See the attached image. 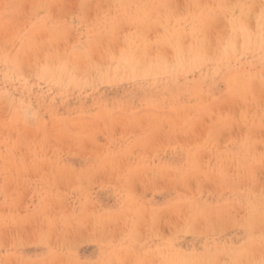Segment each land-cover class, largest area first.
I'll return each mask as SVG.
<instances>
[{"label": "rangeland", "instance_id": "374dc122", "mask_svg": "<svg viewBox=\"0 0 264 264\" xmlns=\"http://www.w3.org/2000/svg\"><path fill=\"white\" fill-rule=\"evenodd\" d=\"M21 1L22 2L19 3L22 5V6L19 5L21 12H19L20 14L16 15V16L14 13L15 8L12 6L13 2L11 0H5L4 2L1 1L4 5L3 7H2V3H0V8H1L0 9V50H1L0 51V59L2 60L0 62V64H1L0 65L1 66L0 67V96H1L0 101H2L3 95H4V101H2V103L7 101L6 105H4L5 103L2 104L0 102L1 103L0 108H4V109L0 110V112H1L0 116H3V118L1 117V119H0V125L1 124L3 125V126L2 125L0 126L1 127L0 128V137H1V134L4 133L0 139V148H1L0 150L3 152L2 153L0 151V156H1L0 157V173H1L0 174V178H1L0 179V182H1L0 183V207L2 206L0 208V218H1L0 223L3 226V227L0 226V230H1L0 231V235H1L0 246H2L4 248L3 250H2V247L0 248L1 249L0 250V264H20V263L21 264H28V263L29 264H117V261H118V264H125L126 262H127L126 264H194V262H195V264H217V263L221 264L222 262H223L222 264H243V261H244V264H250V263L251 264H264V216L260 217V214L261 215L264 214V172L260 168H259V170H257L259 165H260V160L258 159V157H259L258 154H261L260 152H263V151H261L262 147L261 146L259 147V145L257 146L256 152L258 154L252 153L253 150L251 148H247V147L243 146V144L242 145L239 144L241 146V148H240V146L237 143L232 142V141H233V137L236 138V137L240 136V134H242V131L235 130V129L230 130L228 133H225V134H218L215 137V139H213V141L216 140L215 141V144L217 146L216 150H215L216 146L214 143L213 144L209 143L210 145L206 143L204 145L203 144V141H204L203 136L201 138V135H204V133L202 131L205 127H203V126L208 125L212 120L216 119L217 116L224 115L223 113H225V114L229 113V111H227L228 108L225 106H220L221 104L218 105V106H220V110L218 109L219 108L218 106H217L218 108L212 107L213 110H215L216 112L215 111L213 112V110H211V108L208 109L209 111L208 110H206L204 112L197 111V109L200 108V107H198L199 103H202V104H205V106H208V105H210V103H213V102L215 103L217 100H218L217 103L220 102L219 100L221 98L223 99L224 96L227 95V93L229 91L228 85H227V78L229 77L228 76L229 73L224 67H220V66L217 67L214 64H207V65L202 64V65H199V67H196V66H192V64H191L186 70H183V72L173 71V72H170L167 74H159V75L157 74V75H152V76L150 75L148 77H142L140 75H138V76H131V74L130 75H126V74L124 75L122 73V71L120 74L117 75L116 73L113 72V69H112L113 67L110 66L107 70L106 78H103L100 81L97 79L91 80L94 78V73H92L93 76L82 77L83 79L80 82H82L83 84L82 83L80 84V82H77L76 80H73V79H71V82H69L68 76L66 78V76H63L64 74H61L62 77L61 76L58 77V76H54V75H52L50 77H45L42 75H33L30 71L29 72L27 71L25 65L22 66L23 65L22 63L19 64L15 60L16 57L18 56V49H19V45H17L19 43V40L18 39L16 40L17 37L15 38V34H17V33L19 34V37H22V38L25 37V39L27 37H30V39L33 37V39H31V40H32V42L34 41L35 43H32V44H35L36 46L39 45L36 43L37 42L40 43V41H41L39 51H42L43 48H44L43 49L44 51H42L39 54L38 53L35 54L38 57L37 58L38 61H39V59L41 61L40 54H42L43 52H44L43 55L46 54V52L48 54H53V52L58 53V54H60L59 55L60 57H63V59L65 61H67V60H69L68 54H67L68 51L65 53L66 50H64V49L66 48L68 50V46H69V49H73L74 51H76L80 54H85V55H87L88 52H89V54H91V51L92 50L95 51V50H97V48H99L101 51H104L105 47H109L110 49L111 48L115 49V47H116V49H117V47H119V44L123 41V39H125L128 36L135 37V38H139V37L140 38H144V37L147 38V41L149 42V44L150 43L151 44H150V46H148V48L145 49L146 50V58L153 57L152 55H154V53H155V49H153V46H152V45H154L153 44L154 39H156L158 36H163L162 42L165 45L169 46L172 49L171 45L176 42V46H179V48L182 50L184 58L189 60V59H191L193 54L190 53V50H189L190 39L188 38V36L184 35V33H186L185 30H187L189 28L188 25L185 28L184 23H183V21H185V19H183L185 17V15H184L185 12L183 14L181 13V10L185 6L184 0H171V2L169 1L168 5H167L166 0H163L162 4L159 6V8H156L155 10L152 9L153 11L148 10L144 14V17H147V18L154 20L156 22V24H155L156 26L155 25H151L150 27L143 26L142 30L137 29L134 21L137 22L138 19L135 15H132V14H134V12L137 14H141V13L136 12L135 10H136V7L137 8L144 7V5H143L144 0L143 1L142 0H138V1H136V0H121L122 2H120V3H122L123 6H121L120 8L117 7L115 9V10H119V12L118 11L115 12L112 10L115 8V6L112 5L113 4L112 2L114 1V3L115 2L117 3L118 0H113V1L112 0H100L98 3H101V4L105 3V4H103V6L96 3V0H92V2L89 4L90 7L91 6L92 7L91 8L89 7L88 8L89 10L86 8V10L84 12L86 14L85 15L86 18L83 16L84 13L82 14V16L80 14L78 16H75L74 18L70 17L71 11H74V10H72L71 7L73 6L72 4H75V0H66V2H65V0H63V1L57 0V3L58 2L61 3V4H59V6L56 2H54L55 0H51L52 5H50V6H52L51 7L52 10L50 11L51 8L49 6L48 7L49 17H47V18H49L48 19L49 22H48L47 18L45 19V22L48 23L47 24L48 26L45 24V22L42 25V23L39 21L40 19L39 20L35 19V17L32 15V11H31L34 8L33 7L34 5H36L39 8V5L41 4L40 2H42L43 0H41V1L40 0H37V1L36 0H21ZM48 1H50V0H47V2ZM110 1H111V4L109 3ZM133 1H134V4H132ZM140 1H142V2H140ZM135 2H137V3L135 4ZM95 3L98 5H96ZM173 3L175 5V7H174ZM257 3L258 2H256V3L254 2L251 5L253 6L254 4H257ZM49 4H50V2L48 3V5ZM53 4L54 5L56 4V6L54 7ZM92 4H95V5H92ZM65 5L67 6V8H64V14H63V13H61L63 11V9H60V7L63 8ZM99 5L101 8H105L106 11L104 9L103 10L99 9L100 8ZM107 5L108 6L110 5V7L111 8L113 7V8L111 9ZM255 6L256 5H254V7ZM68 7H69L70 11H69ZM96 7H98V8H96ZM107 7L110 8V10ZM53 8H57V10H54ZM95 8H96V12L94 11ZM22 9L25 11V13L28 12V14L26 13L27 15H29V13H30L31 16L29 15L30 17H29L28 21H27L28 16L26 17V15H24V16L22 15L23 17H26L25 18L26 20L22 16H20L22 13H24V11H22ZM92 9H93V11H92ZM29 10H30V12H29ZM98 10L100 12L101 11H105V12L100 13ZM107 10H108V12L110 11V13H108ZM175 10L177 12H175ZM52 11H53V13L56 11V13L53 14ZM94 12L95 13L99 12L100 14L97 13V16H96ZM159 12H160L161 16L163 15L161 19L159 17L160 15H158ZM93 13L95 16L93 15ZM156 13H157V16L155 15ZM225 13L228 14L229 12L226 11ZM225 13L223 14V16L225 15ZM67 14H70V15L68 16ZM74 14H75V12H72V15H74ZM57 15H59V17ZM99 15H101V17H98ZM183 15H184V17H183ZM229 15H230V13L228 15H225L224 18L228 17ZM57 17L60 19L58 20ZM93 17H95L94 19H95L96 25L90 26V23L95 24V22H93L94 19L92 20ZM157 17H159V19ZM61 18H62L63 22L64 21L65 22L67 21V22L62 24V21H61L59 24L58 21H60ZM70 18H71V20H70ZM75 18L77 19L76 21H75ZM135 18H136V20H133ZM165 18L167 20H169L168 21V28L170 29V34H169L170 37H167L166 35L162 34L163 26H161V25L164 24ZM229 18L230 17H228V19ZM21 19L23 21H25V23H26V21L27 22L30 21L28 23V25L31 23L30 26L26 28V24L23 23V21L20 22ZM89 19H91L92 22L89 21ZM146 19H144V23H146ZM225 19H227V18H225ZM50 20H51V23H50ZM102 20H104L108 23H111L112 26L114 27V30L113 31L108 30V32L101 30L102 32L101 31L99 32V29L101 27L98 25V23L101 22ZM158 20H159V23L157 22ZM84 21H85V23H84ZM18 22H20L21 24L23 23L25 27L23 25L21 26L20 24H18ZM42 22H43V20H42ZM160 22H162V23H160ZM49 23H50V25H49ZM52 23H54V25H52ZM15 25L21 26L22 28L21 27L17 28V27H15ZM58 25H60V26H58ZM86 25H87V28H86ZM38 26L41 27L40 30H42V28H43L42 31L45 32L46 36H48V34L50 33V30H54L53 29L54 27H56L57 30L56 31L54 30L53 32L51 31V33H53V34L51 35L50 38L49 37L46 38L44 36V32H43V34L40 33V35L41 34L42 35L39 36V37H41V38H39L38 37V35H39V33H38L39 27ZM51 26L53 28H51ZM63 26L65 27V30H64V28L62 29ZM81 26H83V27H81ZM98 26H99V28H98ZM219 27H221V26L218 25L217 30H219ZM13 28L15 29V31ZM31 28H32V30H31ZM44 28H45V30H44ZM47 28H48V31H46ZM49 28H50V30H49ZM93 28H94V30H92ZM179 28H181V30ZM22 29H24V30H22ZM128 30H130V31H128ZM30 31L36 32V33H33V35H35V36L31 35ZM11 32H12L13 36L11 35ZM128 32H130L131 34ZM54 33H56V34H54ZM96 33H97V35H96ZM126 33H127V35H125ZM81 34L84 37L81 36ZM94 34H95V36H94ZM53 35H55V38L52 37ZM124 35L126 37H124ZM6 37H9V39L12 38V39H14V41L13 40L9 41V39H7ZM94 38H95V41H93ZM36 39H38L39 41L37 40V42H36ZM48 39H50V41ZM51 39L57 44H54V43L47 44L49 42H52ZM54 39H56V40H54ZM7 40L9 41V43L11 42L10 45H9V43H7ZM42 41L43 42L46 41L47 43L44 42V43H46V45L44 43H42ZM92 41H93V43H92ZM16 42H18V43H16ZM72 42H73V44H72ZM42 44H43V47H42ZM136 45L142 46V43L138 41V43ZM56 46H58V48ZM78 46H79V50H78ZM4 47L7 49L5 50ZM37 47H39V46H37ZM49 47H51V48H49ZM62 47H63V50H62ZM120 47H121V45H120ZM93 48H95V49H93ZM48 49H49V51H48ZM93 51H92V53H93ZM97 52L99 53V50H97ZM97 52L95 51L93 53V55L96 53L95 57H93L94 59L97 58V54H98ZM9 54H11L12 57ZM249 56H251V55H249ZM251 61H252V63H251ZM15 62H17V63H15ZM6 63H8V64H6ZM14 63H15V66H14ZM238 64H241V66H243L246 69H258V70L263 69L264 70V66H263L264 63H258L254 60L245 59L243 57V54L240 56V60L237 59V65ZM20 65L22 67H20ZM20 68H22V70L24 72ZM167 69L173 70V67L168 66ZM208 69H209V74H207ZM22 72H23V74H22ZM230 72H232V69ZM140 74H142V73L140 72ZM13 79H14V81H13ZM18 79H19V81H17ZM26 80H28L29 83H27ZM63 80H64V82H63ZM84 80L86 82H84ZM87 82H88V84H87ZM88 85H89V87H88ZM69 86H70V88H69ZM41 87H43V88H41ZM51 91H53V92H51ZM63 93H65V94H63ZM67 93H69V94H67ZM10 94H11V96H10ZM200 95H201V98L204 96L203 97V99L205 98L203 100L204 103H203L202 99L199 97ZM54 97L57 100L54 99ZM206 97H208V98L206 99ZM67 101H68V103H67ZM164 103H166V104H164ZM137 105H138V107H136ZM157 106H158V108H157ZM222 107H224V108H222ZM31 108H32V110H31ZM125 109L126 110L128 109L127 110L128 112ZM222 109H224V111ZM8 110H10V111H8ZM12 111H13V113H12L13 115H11ZM28 111H29V113H28ZM9 112H10V114L6 118V115ZM16 112H19V113L16 114ZM190 112H191V114H189V116H188V113H190ZM2 113H4V114H2ZM178 113H180V116ZM26 114L28 115L27 117H26ZM52 114H53V116H51ZM119 114L123 118L120 117L121 118L120 119L117 116ZM177 114H178V117H177ZM32 115H33V117H32ZM123 115H125V116H123ZM146 115L149 117H146ZM11 116H14V117H11ZM114 116H117V117H114ZM133 116L134 117L138 116V118L141 116V118H140L141 120L140 121L139 120L137 121V119L133 120V119H135ZM156 116H158V117H156ZM214 116H215V118H214ZM10 117L12 119H10ZM17 117H19V119H17ZM142 117H144V118H142ZM151 117L156 118L157 120L156 119H154L155 121L153 119L150 120L149 118H151ZM26 118L28 119L29 122H27ZM113 118L114 119L116 118V120H119V119L120 120H119V122H116V124H114V122L116 120L114 121ZM198 118H199V120H198ZM5 119H7V120H5ZM29 119H31L32 122H30ZM124 119L126 120V122L123 123V121H125ZM146 119H147V121H146ZM180 119H181V122H179ZM186 119H187V121H185ZM193 119H194V121H193ZM4 120L6 122H4ZM83 120H86V121L84 122ZM196 120L199 121L198 124L197 123L193 124L196 122ZM63 121H66V122L64 123ZM76 121H77V123H75ZM176 121H178L181 124V126H179V123L178 122L176 123ZM17 122H19L18 125L20 128L16 125ZM87 122L89 124H87ZM139 122L141 123L142 126H140ZM144 122H146V123L148 122L147 126H146V124H144ZM204 122H206L207 124L206 123L204 124ZM11 123H12V125H11ZM27 123H30V124L28 125ZM32 123H35L34 126L31 125ZM165 123H167V124H165ZM23 124H24V126H23ZM49 124H50V126H49ZM54 124H56V126ZM82 124H84V125H82ZM86 124H87V126L89 125L90 128L86 127ZM93 124H95L96 127H94ZM99 124H100V126H99ZM128 124L131 125V127ZM133 124H135V125L137 124V125L133 126ZM184 124H186L188 128L190 126V129L187 130V132L184 131V129H186L183 127ZM199 124H201V125H199ZM52 125H54L55 128L53 127V129H52ZM74 125L75 126L80 125L81 127L79 126L77 129V127H74ZM113 125H115V126H113ZM121 125H123V126L127 125L128 128H126L127 126L124 128ZM151 125L153 127H151ZM192 125L193 126L195 125V127H193ZM6 126H8V127H6ZM10 126H11V129H10ZM178 126L181 128V129L179 128L180 130L179 129L176 130V128ZM198 126H200V128L202 126L203 129H198L199 128ZM48 127H49V129L51 128L50 132H48V130H49ZM56 127H57V130H56ZM97 127L100 131L95 132V131H97ZM99 127H101V128H99ZM121 127L124 128V130ZM143 127H144V129H142ZM168 127H169V131L173 127L172 131L170 132V133H172V136L169 133V131L166 132ZM2 128H4V129H2ZM6 128H8V129H6ZM18 128L20 130H18ZM74 128H76V129H74ZM92 128H93V130H92ZM95 128H96V130H95ZM131 128H132V131H130ZM101 129H102V131H101ZM111 129H113V130L111 131ZM119 129L122 130L124 133H122V131H120ZM76 130L78 132H76ZM174 130H175V132H174ZM192 130L194 133H192ZM199 130L203 134H201V133L199 134V132H200ZM20 131L23 133L22 136H21ZM57 131L60 134V136L62 137V140H61V138H58L60 136L56 137L57 139L54 137L55 133H56V136L58 135ZM59 131L63 132V133H60ZM24 132H26L27 138L25 137ZM33 132H34V134H33ZM37 132H39V133L35 134ZM99 132H102V134ZM117 132L119 135L117 134ZM195 132H197V133H195ZM5 133H7V134H5ZM48 133H51V136ZM64 133H65V135H64ZM95 133L97 135H95ZM154 133H155V135H154ZM176 133H178L180 138H182L181 140H179L180 138H178L179 136L176 135ZM9 134H12V135H9ZM62 134L66 137L62 136ZM163 134H165V135H163ZM168 134H169V136H168ZM187 134H189L188 135L189 138H187L188 137ZM7 135H9V136H7ZM36 135L38 137L34 138V136L36 137ZM71 135H72V138L70 137ZM122 135H123V137H122ZM6 136L8 138L10 137L9 138L10 140ZM11 136H13L14 138ZM28 136H29V138H28ZM67 136H68V138H67ZM103 136H104L105 140H104ZM163 136H165V137H163ZM48 137H51V138L48 139ZM53 137H54V140L56 139L55 141H58L60 143V145L58 142L54 143L55 141L52 140ZM69 137L71 140L69 139ZM74 137L75 138L78 137V139H79V140L77 139L76 143H74V141L76 140ZM31 138L33 140H31V142H30ZM65 138H67V139H65ZM81 138L82 139L84 138V140H82ZM107 138H108V140H107ZM151 138L153 139L152 141H151ZM186 138H187V140H191V141L189 142V141L185 140ZM25 139H27V141L29 140L28 141L29 144L26 143L27 141ZM64 139L67 142H65ZM195 139H196V141H195ZM37 140H39V141L37 142ZM68 140H70V141H68ZM85 140H86V145L84 144ZM90 140H91V142H89ZM93 140L94 141L97 140L98 142L95 141L93 144ZM197 140H199V141L197 142ZM4 141H5V143H4ZM45 141L47 144L44 143ZM50 141L51 142L54 141L53 142L54 144L51 143ZM61 141L64 142V144L66 143L68 146L66 144L63 145V143H61ZM168 141H171V142H168ZM173 141H175V144ZM179 141H180V143H179ZM182 141H183V143H181ZM192 141H195V142H192ZM201 141H202V143H201ZM77 142L80 145H82V147H80V145ZM3 143H4V147L2 146ZM163 143H164V145H163ZM188 143H191V145L190 144L188 145ZM197 143H199V144H197ZM43 144H45V145H43ZM61 144L63 145V147ZM131 144H132V146H131ZM202 144L204 147H202ZM218 144L220 147H222V146L223 147L219 148ZM7 145H8V147H5ZM22 145L26 147V148L24 147L25 151H24V148ZM28 145L29 146L31 145L30 149H29ZM54 145H57L58 147H55ZM78 145H79V147H78ZM89 145H91V146L89 147ZM101 145L103 146L104 151H103ZM137 145H139V146H137ZM145 145L148 146L149 149H148V147H145ZM180 145L183 148H180L181 147ZM200 145L202 147V149L200 148L201 151L204 148V150L202 151L203 153L198 152ZM235 145H238V146H235ZM46 146H48V147L46 148ZM95 146H97V147L95 148ZM99 146L101 149L98 148ZM124 146H125V149H124ZM134 147H137V148H135V152L137 151V153H134V150H133ZM144 147L146 149H144ZM210 147L213 148L214 150L211 149ZM231 147H232L233 151H232ZM238 147H239V149H238ZM73 148H74V150H73ZM155 148L158 149V152H156ZM234 148L236 150H234ZM92 149H94L93 150L94 152L92 151ZM126 149H127V151H125ZM128 149L130 151H128ZM167 149H168V151H167ZM186 149H187V151H186ZM188 149H190L191 151ZM19 150H21L22 152ZM101 150H102V152H101ZM159 150L162 151V152H160L161 154H159ZM15 151H16V154H18V155L15 154ZM144 151L145 152L148 151L147 152L148 154L145 153ZM205 151H207V152L205 153ZM213 151H214V153H213ZM18 152L19 153L21 152L20 155ZM28 152H29V154H30V152H32V153L29 155ZM95 152H97L96 155H95ZM197 152L200 154H197ZM13 153L15 154V156ZM35 153L36 154L38 153L37 155H39V156L37 157ZM91 153H93L91 156L88 155ZM128 153L131 155L133 154V155L130 156ZM156 153H158L159 156H157L158 154H156ZM22 154L26 158L23 157ZM81 154H83V156ZM98 154L100 157H96ZM113 154L115 155L116 159H117L118 155L123 156V157L121 156L122 158L119 157V159L117 160V164L115 163L116 159L114 158ZM136 154H137V156H136ZM142 154H143V157H142ZM213 154L218 155L217 158L215 157L216 155L214 156ZM154 155H155V157H154ZM210 155H212L213 157ZM220 155H223V156H220ZM228 155H229V158H226V156H228ZM2 156L4 158L6 156L7 157L4 159V158H2ZM17 156H19V157H17ZM49 156H52V157L54 156L55 158H52V157L49 158ZM125 156L128 157V159L126 158L127 160L123 159ZM187 156H189L188 160H187ZM209 156H210V160H209ZM27 157H28V159H27ZM111 157L113 159H115L114 163L110 162V161H113ZM131 157H133V159ZM232 157L238 158L239 160L238 159L234 160V159H232ZM110 158H111V160H110ZM25 159H27V160H25ZM105 159H107V161ZM120 159H122V160H120ZM134 159H136V160H134ZM226 159H231V161L228 162V161H226ZM256 159H258L259 163ZM132 160L134 161V163ZM198 160H199V162H198ZM233 160L235 163L233 162ZM53 161L60 164V166L58 164H55ZM102 161L106 162V163L102 164L101 163ZM118 161H120V162H118ZM223 161H225V162H223ZM238 161L241 162L242 166H240L237 163ZM263 161H264V159H263ZM4 162H6V163L10 162V163L9 164L7 163V165H8L7 166L4 164ZM14 162H17V163L15 164ZM41 162H44V163H41ZM45 162H47V163H45ZM216 162H218V163H216ZM221 162L224 164L222 165ZM226 162L229 164H227ZM194 163H196V164H194ZM202 163H204L205 165ZM230 163L232 165H230ZM25 164H27V168H26ZM100 164L103 166L101 167ZM104 164L105 165L107 164L106 165L107 168H106V166H104ZM148 164H149L150 168H149ZM207 164H209L210 167ZM237 164H238V167L240 168L239 172H237L235 170L237 168L236 167ZM117 165H118V167H117ZM144 165H146L145 167L148 166L147 167L148 169L145 168ZM156 165H159V166H156ZM199 165H204L205 168L202 166H199ZM233 165H234V168H233ZM6 166L9 167V170ZM11 166L14 169H12ZM13 166H15V167H13ZM65 166L67 167L66 170H64L66 168ZM140 166L143 169L145 168L144 169L145 172L143 170L142 171L140 170ZM211 166H213V168ZM246 166H247V168H246ZM28 167H30L32 169V172H31V169H28ZM49 167H52V169L54 168L53 170L55 171V173H56V168L59 171L64 170L63 173H66L65 171H68L67 176L70 178L72 175V177L70 178L71 183L68 182L69 181L68 177H66L65 174L63 175L62 171L60 172L61 175L59 174L57 176V174H58V170H57V174L53 177V174H55V173L53 171L51 172L52 169ZM61 167H63V168H61ZM99 167H101V169ZM137 167L139 168V170L137 169ZM154 167H157L155 169H158V170L160 169L159 172H156ZM158 167H161V168H158ZM10 168L12 169V171ZM119 168H121L123 171ZM132 168H136L138 171H141V174L145 173V175H143L141 178V175L139 174V172L135 169H134V171H136V172H133ZM198 168H199V170H197ZM17 169H18V172H17ZM27 169L30 172H26ZM102 169H104V170H102ZM127 169H130V170L127 171ZM162 169H165L166 171L167 170L168 171L166 172L165 170H162ZM225 169L226 170L228 169V170L226 171ZM232 169H234L235 171L232 172L233 171ZM13 170H14V172H13ZM69 170H71V171H69ZM94 170H96V171L94 172ZM148 170H149V172H148ZM229 170H231V171H229ZM243 170H244V172H243ZM5 171L8 173H5ZM120 171H121V173H120ZM146 171H147V173H146ZM160 171L163 173H166V174L168 173L167 176H165L163 173H162V175L159 174V173H161ZM11 172L14 173L16 176L19 175V177L16 178V176L14 174H10ZM25 172H26V174H25ZM42 172H44V173H42ZM46 172H47V176L48 177L52 176V178L48 179L46 177ZM74 172H76V173H74ZM93 172H94V174H93ZM127 172L129 173V176H128ZM131 172L134 175L139 174L140 178H137L139 180L136 179V177H139V176L137 175L134 178V176H132L133 174L131 175ZM169 172H170V174H169ZM174 172H176L177 174ZM194 172L196 173V175ZM254 172H255V174H254ZM50 173H52V175H50ZM123 173L125 174L126 177L124 176ZM155 173H158L159 175L157 176V174L155 175ZM225 173H227L229 175H227ZM5 174H7L8 176ZM73 174H76V175H74V178H73ZM122 174H123V176H122ZM146 174H147V176H146ZM174 174H175L176 179H174L175 178ZM33 175H34V177H32ZM130 175L132 177L131 178L132 180H130V178H128V177H130ZM181 175L184 176L183 179H186V177L188 178V175H189V177L191 175H195V176H193L194 179L191 176V178H190L191 180L188 178L189 181L188 180L183 181V179H180V178H182ZM233 175H234V177H233ZM37 176L40 177V179L37 178ZM42 176L45 179L41 178ZM80 176H82L81 177L82 179L80 178ZM120 176H122L123 178ZM238 176H240L239 180H238ZM58 177H59V182H61V183H56V181L58 182ZM65 177L68 179L67 181H66ZM146 177H148V178H146ZM127 178L129 179V183L132 182V184L130 183L131 188L129 187L130 184H129V186H127V184H128ZM145 178H146V180H145ZM171 178H173L175 181ZM208 178L210 180H208ZM234 178H235V180H234ZM251 178L253 179V182H252ZM8 179H10V181ZM42 179L46 183H44V181ZM61 179H62V181H61ZM80 179H81V182H80ZM116 179L119 181H117ZM247 179H249V180H247ZM6 180H8V181H6ZM15 180H17V182ZM63 180H64V182H63ZM74 180H75V182H74ZM134 180H135V182H134ZM165 180H167L166 183H165ZM177 180L178 181L180 180V183L178 182L179 184H177ZM194 180H198V181L193 182ZM214 180H216V181H214ZM243 180H245V181L242 182ZM172 181H174V182H172ZM182 181L185 184H182ZM187 181H188V183H187ZM248 181L250 182L249 183L250 185L248 184V187H247ZM14 182L17 186L14 185ZM146 183L148 186L146 185ZM173 183H175V184H173ZM48 184H49V186H48ZM53 184H55V185L53 186ZM69 184H71L70 187H69ZM140 184H142V185H140ZM39 185H41V186H39ZM58 185H60V186H58ZM67 185L69 188L66 187ZM121 185L124 187L122 188ZM143 185H144V187H143ZM57 186H58V188H57ZM240 186H241V188H240ZM17 187H19V188H17ZM40 187H41V189H40ZM54 187H55V189H54ZM132 187H134V188L132 189ZM24 188H26V189H24ZM143 188H144V190H142ZM197 188H199V190ZM5 189H6V191H5ZM46 189H48V190H46ZM122 189H124V190L122 191ZM129 190H130V192H129ZM141 190H142V193H141ZM194 191H195V194H194ZM7 192H9V193L7 194ZM225 192H227V193H225ZM192 193L194 194V196ZM224 193H225V195H224ZM44 196H45V198H44ZM88 197L90 198V200L88 199ZM21 198H23V199H21ZM137 198H139V199H137ZM49 199H51L50 202H49ZM52 199L54 201H56V200L57 201L54 202V201H52ZM193 199H194V201H193ZM177 200L179 202H177ZM86 201L88 203H86ZM89 201H90V203H89ZM191 201L193 203H191ZM135 204H136V206H135ZM180 204H183V206H181ZM185 204H187L188 206L189 205L191 206V210H190L191 213L190 212L188 213V215H190V217H191L189 219V221H188V219H186V216H185L187 214L186 212L189 209V207L187 206V209H184V208H186ZM44 205H46L47 207ZM132 205H134L133 206L134 208L132 207ZM138 205H140L142 207V208L140 207L141 210H139ZM173 205L175 206L174 209H176V214L173 213V215H171L172 214L171 212H173V211L175 212V210H173ZM43 206H44V208H43ZM66 206H67V208H66ZM128 207L129 208L131 207V208L129 209ZM165 207L168 210H169V208L172 207L173 211L170 212V210H169L170 216H169V214L167 215V213L164 212V211H167L166 209H164V211H162V208H165ZM20 208H21V210H20ZM42 208H43V212H45V213H42ZM47 208L49 209V215L50 216L47 215L48 214ZM127 208L130 210L131 213L129 212V210ZM1 209H2V211H1ZM180 209L181 210L183 209L184 212L181 211ZM196 209H197V213L195 212ZM146 210H147V212H144ZM151 210H152V212H150ZM40 211H41L42 215L45 214L46 216H39L41 214ZM122 211H123V213L126 212L127 215L126 214H124L126 216H122L123 214L118 215V213H122ZM140 211L142 213H145L144 216H142L143 214H141ZM148 211H149V214H147ZM157 211H159V212H157ZM160 211H162V212H160ZM208 211H209V213H208ZM38 212H39V215H38ZM134 212L136 215L138 214L139 217L138 216L135 218L132 217V218H134V220H133L131 218V215L133 214L134 216H136L134 214ZM155 212H157L159 214L161 213L160 214L161 217L158 216V214H155ZM180 212H183L184 215ZM1 213H3L2 216H1ZM103 213L105 214L104 215L105 217L107 215H110V217L107 216L109 219L103 218ZM128 213H130L131 215L129 214L130 215L129 216ZM150 213L151 214L153 213V215L151 216ZM164 213H165V215L163 216ZM4 214H6V216ZM79 214H81V215H79ZM178 214L179 215L181 214L182 217L184 218V220H182L183 219L182 218L181 219L182 221H180L179 217H181V215L179 216ZM191 214H193L194 217L198 216L197 217L198 219H196V218L192 219L193 216ZM208 214H209V216H208ZM11 215L12 216L15 215L16 217L18 216L20 218V220H22V222L20 221V223H19L18 222L19 220L17 221L18 218L16 219L15 216H14V220H13L11 218L12 217ZM174 215H175L174 218L176 220L173 218ZM220 215L222 217H220ZM61 216H62V218H61ZM76 216L77 217L79 216V217L76 218ZM5 217H6V219H5ZM257 217L258 218L260 217L259 221H255L256 223L253 224L254 218L256 220H258ZM21 218H23V219H21ZM54 218H55V220H53ZM240 218H241V220H240ZM4 219L6 220V222ZM49 219H51V220H49ZM60 219H62V220L64 219V220L62 221ZM203 219H204V221H202ZM90 220H92V221L90 222ZM183 221H185V222H183ZM34 222H35V224H34ZM181 222L183 223V225ZM186 222H188V223L186 224ZM197 222H199V224L194 225ZM12 223H15V224H12ZM133 223H134V225H133ZM202 223H203V225H202ZM98 224H101V225H98ZM171 224H172V226H168ZM175 224L177 225V227ZM205 224L207 226H205ZM166 225L168 228L166 227ZM179 225L180 226L182 225L183 227L179 228L180 227ZM140 226H141V228H140ZM188 226H190L189 227L190 229L188 228ZM39 227H41V228H39ZM99 227H101V229ZM113 227L116 230H114ZM61 228H62V230H61ZM88 228H90V229L88 230ZM133 228H134V230H133ZM177 228H179V229L177 230ZM49 229H50V231H49ZM126 229H127V231H126ZM54 230H56V231H54ZM138 230H141V231H138ZM47 231H49L50 233ZM114 231L116 234H114ZM120 231H121V233H120ZM137 231H138V233H137ZM174 231H175V233H177V234H175V236L173 234ZM195 231H196V233L194 234ZM74 232H75V234H74ZM47 233H49V234H47ZM201 233L203 234V236ZM160 234H163V235H160ZM23 235H24L26 241L23 238ZM29 235H30V237H29ZM172 235L174 238L171 237ZM158 236H159V238H158ZM4 237H6V238H4ZM76 239H78V240H76ZM5 241H6V243H5ZM172 242H174V243H172ZM208 242H209V244H208ZM2 243H3V245H2ZM66 244H67V246H66ZM255 244L257 247H259L258 250H260V252L257 250V248L256 249L253 248ZM62 245H64V246H62ZM262 245H263V249L261 248ZM209 247H210L211 251H210ZM250 247L253 249H249ZM137 251H138V254H137ZM150 251H155V253H154L155 256ZM253 251H254V256H253ZM133 252H134V254H133ZM195 252H196V254H195ZM120 253H122V255L125 256L124 258H126V256H128L126 258V260H124L122 255H121L122 258H120ZM142 253L144 255H142ZM172 253H174V254L172 255ZM261 253H262V255H261ZM150 254L152 255L153 259H152ZM242 254H244V255H242ZM184 255H185V258H183ZM255 255L257 258V259H255L256 261L254 259H253L254 261L251 260L252 258H255ZM241 256L242 257L244 256L242 263H241L242 258L240 259ZM158 257H159V260H158ZM187 257H188V260H187ZM165 258L168 262L165 260ZM193 258H195L196 260ZM197 258L199 259V261L197 260ZM247 258H249V260ZM258 258L260 259V261ZM160 259H161V261H160ZM250 260H251V262H250ZM257 260L259 261V263ZM4 261H5V263H4ZM191 262H193V263H191ZM215 262H217V263H215Z\"/></svg>", "mask_w": 264, "mask_h": 264}, {"label": "bare ground", "instance_id": "6f19581e", "mask_svg": "<svg viewBox=\"0 0 264 264\" xmlns=\"http://www.w3.org/2000/svg\"><path fill=\"white\" fill-rule=\"evenodd\" d=\"M2 2H4L5 0H1ZM0 1V3H2ZM12 2H13V4H12V6L15 8V11H14V13H15V16L16 15H19L20 13L19 12H21V10H20V6L19 5H21V4H19L20 2H22L21 0H11ZM37 1V0H36ZM35 1V2H36ZM41 1V0H40ZM59 1V0H58ZM63 1V0H62ZM100 0H96V3H98ZM113 1V0H112ZM136 1H138V0H136ZM143 1V0H142ZM142 1H140V2H142ZM169 1L171 2V0H166V2H167V5L169 4ZM39 2V1H38ZM43 2V3H42ZM42 2H40L41 4L39 5V8L36 6V5H34L33 7V9L31 10L32 11V15L35 17V19H40L39 21L42 23V25L44 24V22H45V19L47 18V17H49V15H48V7L50 6V5H52L51 3V0L50 1H48L47 2V0H43ZM50 2V4L48 5V3ZM54 2H56L57 3V0H55ZM65 2H66V0H65ZM92 2V0H75V4H72L73 6L71 7L72 8V10H74V11H71V15L70 14H67L68 16L70 15V17L71 18H74L75 16H78V15H80L81 14V16H82V14L85 12V10H86V8L88 9L89 7H90V3ZM95 2V1H94ZM120 2H122L121 0H118L117 1V3L115 2L114 3V1L112 2L113 4V6H115V8L114 9H112L111 7H110V5L108 6V7H110L113 11H115V12H119V10H115L117 7L118 8H120L121 6H123L122 5V3H120ZM162 2H163V0H144L143 1V5H144V7H141V8H137L136 7V12H138V13H141V14H137V13H135L134 12V14H132V15H135L136 17H137V19H138V21L136 22V21H134L135 22V24H136V27H137V29L138 30H142V27L143 26H146V27H150L151 25H155L156 24V22L154 21V20H152V19H150V18H147V17H144V14L148 11V10H150V11H153L152 9H156V8H159V6L162 4ZM256 3V2H258L257 4H254V5H256L255 7H254V5L252 6L251 4L252 3ZM15 3V4H14ZM74 3V2H73ZM95 3V4H96ZM110 4H111V1L109 2ZM137 2H135V4H136ZM181 3V2H180ZM184 3H185V6L183 7V9L181 10V13L183 14L184 12H185V17H184V15H183V19H185V21H183V23H184V26H185V28H186V26L188 25L189 26V28L187 29V30H185L186 31V33H184V35H186V36H188V38L190 39V45H189V50H190V53H192L193 55H192V57H191V59H189V60H187V59H185L184 58V56H183V53H182V50L179 48V46H176V42L175 43H173L171 46H172V49L169 47V46H167V45H165L163 42H162V39H163V36H158L156 39H154V42H153V44L154 45H152L153 46V49H155V53H154V55H152L153 57H149V58H146V48H148V46H150V44H149V42L147 41V38L146 37H144V38H135V37H131V36H128V37H126L125 35H127V33L124 35V37H126L125 39H123V41L119 44V47H117V49H116V47H115V49H113V48H109V47H105V50L104 51H101L99 48H97V50H99V53L97 52V50H95L98 54H97V58L96 59H94L93 57H95V55H96V53L93 55V53L95 52V51H93V53H92V51H91V54H89V52H88V54L87 55H85V54H80V53H78V52H76V51H74L73 49H69V46H68V50L65 48L64 50H66L65 51V53L68 51V58H69V60H67V61H65L64 59H63V57H60L59 55L60 54H58V53H54L53 52V54H48L47 52H46V54H44L43 55V53L42 54H40V56H41V61H40V59H39V61L37 60V56L35 55L36 53H41L42 51H44L42 48V51H39L40 50V43H41V41H40V43L39 42H37V40L38 39H36V44H39V45H37V46H39V47H37L35 44H32V43H35L34 41L32 42V40L31 39H33V37L30 39V37H27L26 39H25V37L24 38H22V37H19V34L17 33V34H15V38H16V40L18 39L19 40V43L18 42H16V43H18L17 45H19V49H18V56L16 57V61L19 63V64H23L22 66H24L25 65V67H26V69H27V71L29 72H31L33 75H42V76H45V77H50V76H52V75H54V76H61L62 77V75L61 74H64L63 76H66V78H67V76H68V80H69V82H71V79H73V80H76L77 82H80L83 78L82 77H86V76H93L92 75V73H94V78L93 79H91V80H94V79H97V80H102L103 78H106V75H107V70H108V68L111 66V67H113L112 69H113V72L114 73H116L117 75L118 74H120L121 73V71H122V73L125 75H130L131 74V76H138V75H140V76H142V77H148V76H152V75H159V74H167V73H170V72H173V71H175V72H183V70H186L191 64H192V66H196V67H199V65H202V64H205V65H207V64H214V65H216L217 67L218 66H220V67H224L227 71H228V78H227V85H228V93H227V95L226 96H224V98L221 100H219L220 102H218L217 103V101L214 103H210V105H208V106H205V104H202V103H199L198 104V107H200L199 109H197V111H202V112H204V111H206V110H208V109H210L211 108V110H213V108L212 107H217L218 105H220V106H225V107H227L228 108V110L227 111H229V113H223L224 115H221V116H217L216 117V119H214V120H212L208 125H205V126H203V127H205L204 129L202 128V126H201V128H200V126H198L199 128L198 129H203V133H204V135H201V138H202V136H203V139H204V141H203V144L205 145L206 143L207 144H215V141H213V139H215V137L218 135V134H225V133H228L230 130H233V129H235V130H240V131H242V134H240V136H238V137H233V141L232 142H235V143H237L238 145L239 144H243V146H245V147H247V148H251L252 150H253V152L252 153H257L256 152V150H257V146L259 145V147L261 146L262 147V150L261 151H263V152H260L261 154H258V159L260 160V165H259V167H258V169L257 170H259V168L264 172V161H263V159H264V70L262 69V70H258V69H246V68H244L243 66H241V64H238L237 65V59H239L240 60V56L243 54V57L245 58V59H248V60H254V61H256V62H258V63H264V0H184ZM5 4V3H4ZM58 4V6H59V4H61L60 2H58L57 3ZM70 4V3H69ZM95 4H92V5H95ZM98 4H100V5H102L103 6V4H105V3H103V4H101V3H98ZM98 4H96V5H98ZM115 4V5H114ZM132 4H134V1L132 2ZM32 5V4H31ZM54 5V4H53ZM89 5V6H88ZM100 5H99V7H100ZM111 5V6H112ZM142 5V6H143ZM173 5H174V3H173ZM4 5H3V3H2V7H3ZM22 6V5H21ZM56 6V4L54 5V7ZM57 6V7H58ZM66 6V5H65ZM63 7V8H61L60 7V9H63V11L61 12V13H63L64 14V8H67V6L66 7ZM69 6V5H68ZM181 6V5H180ZM52 6H50V8H51ZM70 7V6H69ZM69 7H68V9H69ZM92 7V6H91ZM90 7V8H91ZM95 7V6H94ZM107 7V8H108ZM169 7V6H168ZM171 7V6H170ZM174 7H175V5H174ZM31 8V7H30ZM96 8H98V7H96ZM96 8H95V12H96ZM110 8H108L109 10H110ZM1 9V8H0ZM54 10H57V8H53ZM59 9V8H58ZM99 9H104L105 10V8H99ZM169 9V8H168ZM174 9V8H173ZM30 10H29V12H30ZM52 10V8L50 9V11ZM66 10V9H65ZM89 10V9H88ZM111 10V11H112ZM172 10V9H171ZM22 11H24L23 9H22ZM69 11H70V9H69ZM92 11H93V9H92ZM99 11V10H98ZM106 11V10H105ZM105 11H99L100 13H102V12H105ZM133 11V10H132ZM131 11V12H132ZM159 11V10H158ZM179 11V10H178ZM183 11V12H182ZM229 12L230 13V15L228 16V17H230L229 19H228V17H225V18H227V19H225L224 18V16L225 15H228L227 13H225V12ZM72 12H75V14L74 15H72ZM88 12V11H87ZM86 12V13H87ZM94 12V13H95ZM99 12H97V13H99ZM107 12H108V10H107ZM121 12V11H120ZM175 12H177L176 10H175ZM24 13H25V11H24ZM24 13H22L20 16H24V15H26V17L28 18L27 19V21L29 20V17L31 16L30 15V13H29V15H27L28 14V12H26L25 14ZM52 13H53V11H52ZM56 13V11L53 13V14H55ZM60 13V14H61ZM94 13H93V15H94ZM97 13H95V15L97 16ZM99 13V14H100ZM108 13H110V11L108 12ZM112 13V12H111ZM162 13V12H161ZM179 13V12H178ZM225 13V15L223 16V14ZM62 14V15H63ZM180 14V13H179ZM52 15V14H51ZM85 13H84V17H85ZM94 15V16H95ZM102 15V14H101ZM101 15H99L98 17H101ZM156 16H157V13L155 14ZM158 15H160L159 17H160V19L162 18V16H161V14H160V12L158 13ZM19 16V17H20ZM22 16V17H23ZM58 17H59V15H57ZM67 16V17H68ZM134 16V17H135ZM26 17H23L24 19L26 18ZM57 17V18H58ZM103 17V16H102ZM159 17H157L158 19H159ZM22 18V19H23ZM63 18V17H62ZM62 18H61V20L60 21H58L60 18H58V23L60 24V22L62 21ZM66 18V17H65ZM71 18H70V20H71ZM86 18V17H85ZM95 17H93L92 18V20L94 19ZM147 18V19H146ZM155 18V17H154ZM21 19V21L20 22H22L23 20ZM49 18H47V20H48ZM68 19V18H67ZM82 19V18H81ZM144 19H146V23H144ZM26 20V19H25ZM32 20V19H31ZM42 20H43V22H42ZM56 20V19H55ZM77 19L75 18V21H76ZM98 20V19H97ZM133 20H136V18L135 19H133ZM156 20V19H155ZM26 21V23H25V21H23V23H25L26 24V28L27 27H29L30 26V24L28 25V23L30 22H27ZM56 21V22H57ZM81 21V20H80ZM79 21V22H80ZM89 21H91V19H89ZM168 21L169 20H167L166 18H165V22H164V24L163 25H161V26H163V31H162V34H164V35H166L167 37H170V29L168 28ZM178 21V20H177ZM20 22H18V24H20L21 26L23 25L24 26V24L22 23H20ZM48 22H49V20H48ZM67 22V21H66ZM65 21L63 22L62 21V24H64V23H66ZM71 22V21H70ZM69 22V23H70ZM92 22V21H91ZM93 22H95V19L93 20ZM158 23H159V20L157 21ZM179 22V21H178ZM50 23H51V20H50ZM50 23H49V25H50ZM55 23V22H54ZM54 23H52V25H54ZM75 23V22H74ZM84 23H85V21H84ZM83 23V24H84ZM160 23H162V22H160ZM171 23V22H170ZM45 24L47 25L48 23H46L45 22ZM77 24V23H76ZM87 24V23H86ZM89 24V23H88ZM45 25V26H46ZM75 25V24H74ZM91 25H96V22H95V24H91L90 23V26ZM98 25L101 27L100 29H99V32L102 30V31H105V32H108V30H111V31H113L114 30V27L112 26V24L111 23H108V22H106V21H104V20H102L101 22H99L98 23ZM171 25V24H170ZM175 25V24H174ZM181 25V24H180ZM221 26V27H219V30H217V26ZM21 26H18V25H15V27H21ZM48 26V25H47ZM58 26H60V25H58ZM73 26V25H72ZM76 26V25H75ZM74 26V27H75ZM99 26H98V28H99ZM156 26V25H155ZM25 27V26H24ZM39 27V26H38ZM50 27V26H49ZM80 27V26H79ZM81 27H83V26H81ZM89 27V26H88ZM97 27V26H96ZM166 27V28H165ZM175 27V26H174ZM22 28V27H21ZM25 28V29H26ZM40 28L41 27H39V35H38V37L39 36H41L42 34H43V32L44 31H42L43 30V28H42V30H40ZM51 28H53L52 26H51ZM56 27H54L53 29L56 31L57 30V28L55 29ZM64 28V30H65V27L63 26L62 27V29ZM86 28H87V25H86ZM90 28V27H89ZM184 28V27H183ZM9 29V28H8ZM14 29V28H13ZM35 29V28H34ZM61 29V30H62ZM97 29V28H96ZM128 29V28H127ZM162 29V28H161ZM172 29V28H171ZM180 30H181V28H179ZM17 30V29H16ZM22 30H24V29H22ZM31 30H32V28H31ZM44 30H45V28H44ZM49 30H50V28H49ZM54 30H50V33H51V31L53 32ZM82 30V29H81ZM92 30H94V28L92 29ZM132 30V29H131ZM174 30V29H173ZM14 31H15V29H14ZM38 31V30H37ZM41 31V32H40ZM46 31H48V28H47V30ZM60 31V30H59ZM89 31V30H88ZM96 31V30H95ZM98 31V30H97ZM101 31V32H102ZM128 31H130V30H128ZM31 32V31H30ZM16 33V32H15ZM33 33H36V32H31V35H33ZM40 33H42L41 35H40ZM49 33V34H50ZM87 33V32H86ZM128 33H130V32H128ZM175 33V32H174ZM181 33V32H180ZM48 34V36H46V34H45V32H44V36L47 38V37H51V35L53 34V33H51L50 35ZM54 34H56V33H54ZM90 34V33H89ZM131 34V33H130ZM188 34V35H187ZM11 35H12V32H11ZM37 35V34H36ZM96 35H97V33H96ZM180 35V34H179ZM13 36V35H12ZM33 36H35V35H33ZM81 36H83L82 34H81ZM94 36H95V34H94ZM10 37V36H9ZM9 37H6L7 39H9ZM44 37V38H45ZM53 38H55V35H53L52 36ZM57 37V36H56ZM84 37V36H83ZM122 37V36H121ZM179 37V36H178ZM35 38V37H34ZM39 38H41V37H39ZM45 38V39H46ZM52 38V39H53ZM89 38V37H88ZM93 38V37H92ZM155 38V37H154ZM43 39V38H42ZM41 39V40H42ZM51 39V40H52ZM11 40H13L14 41V39H9V41H11ZM49 41H50V39H48ZM54 40H56V39H54ZM150 40V39H149ZM9 41L7 40V43H9ZM39 41V40H38ZM48 41V42H49ZM93 41H95V38H94V40ZM93 41H92V43H93ZM138 41L139 42H141L142 43V46L141 45H136L137 43H138ZM44 42H46V41H44ZM43 41H42V43H44ZM75 42V41H74ZM11 43V42H10ZM10 43H9V45H10ZM13 43V42H12ZM47 43V42H46ZM46 43H44L45 45H46ZM52 43H54V44H57V43H55L53 40H52V42H49V43H47V44H52ZM76 43V42H75ZM95 43V42H94ZM72 44H73V42H72ZM44 45V46H45ZM120 45H121V47H120ZM55 46V45H54ZM42 47H43V44H42ZM57 48H58V46H56ZM55 47V48H56ZM91 47V46H90ZM94 47V46H93ZM99 47V46H98ZM102 47V46H101ZM104 47V46H103ZM39 48V49H38ZM49 48H51V47H49ZM56 48V49H57ZM61 48V47H60ZM150 48V47H149ZM152 48V47H151ZM4 49L6 50L7 48H5L4 47ZM91 49V48H90ZM93 49H95V48H93ZM62 50H63V47H62ZM78 50H79V46H78ZM1 51V50H0ZM4 51V50H3ZM48 51H49V49H48ZM101 51V52H100ZM3 53V52H2ZM60 53V52H59ZM11 57H12V55L11 54H9ZM249 55H251V56H249ZM15 56V55H14ZM39 56V55H38ZM62 56V55H61ZM64 56V55H63ZM9 57V56H8ZM40 58V57H39ZM71 58V59H70ZM10 60V59H9ZM97 60V61H96ZM101 60V61H100ZM2 60L0 59V62H1ZM8 62V61H7ZM17 62H15V63H17ZM100 62V63H99ZM12 63V62H11ZM15 63H14V66H15ZM251 63H252V61H251ZM6 64H8V63H6ZM1 65V64H0ZM18 65V64H17ZM21 65H20V67H22ZM168 66H171V67H173V70H169V69H167V67ZM263 66H264V64H263ZM1 67V66H0ZM9 67V66H8ZM6 68V67H5ZM19 68V67H18ZM209 68V67H208ZM21 70H22V68H20ZM29 69V70H28ZM231 69H232V72H230L231 71ZM23 71V70H22ZM215 71V70H214ZM24 72V71H23ZM23 72H22V74H23ZM140 72L142 73V74H140ZM208 73L207 74H209V69H208V71H207ZM20 73V72H19ZM27 73V72H26ZM25 73V74H26ZM196 73V72H195ZM28 74V73H27ZM31 74V75H32ZM8 75V74H7ZM13 76V75H12ZM25 76V75H24ZM28 76V75H27ZM208 76V75H207ZM218 76V75H217ZM117 77V76H116ZM14 78V77H13ZM56 78V77H55ZM39 79V78H38ZM62 79V78H61ZM88 79V78H87ZM23 80V79H22ZM46 80V79H45ZM13 81H14V79H13ZM17 81H19V79L17 80ZM27 81V83H29L28 82V80H26ZM30 81V80H29ZM90 81V80H89ZM167 81V80H166ZM63 82H64V80H63ZM84 82H86L85 80H84ZM93 82V81H92ZM58 83V82H57ZM82 82H80V84H81ZM94 83V82H93ZM16 84V83H15ZM83 84V83H82ZM87 84H88V82H87ZM169 84V83H168ZM22 85V84H21ZM77 86V85H76ZM81 86V85H80ZM7 87V86H6ZM36 87V86H35ZM88 87H89V85H88ZM39 88V87H38ZM41 88H43V87H41ZM69 88H70V86H69ZM86 90V89H85ZM64 91V90H63ZM18 92V91H17ZM51 92H53V91H51ZM76 92V91H75ZM93 92V91H92ZM91 92V93H92ZM74 93V92H73ZM82 93V92H81ZM52 94V93H51ZM63 94H65V93H63ZM67 94H69V93H67ZM50 95V94H49ZM7 96V95H6ZM10 96H11V94H10ZM68 96V95H67ZM197 96V95H196ZM203 96V95H202ZM1 97V96H0ZM9 97V96H8ZM200 98H201V95L199 96ZM204 97V96H203ZM203 97L201 98L202 99V101L205 99H203ZM10 98V97H9ZM197 98V97H196ZM208 97H206V99H207ZM54 99H56L55 97H54ZM83 99V98H82ZM81 99V100H82ZM198 99V98H197ZM1 100V99H0ZM7 100V99H6ZM15 100V99H14ZM57 100V99H56ZM180 100V99H179ZM2 101H4V95H3V98H2ZM2 101H0L1 103H2ZM192 101V100H191ZM208 101V100H207ZM6 102L7 101H5V102H3V103H5L4 105H6ZM57 102V101H56ZM70 102V101H69ZM206 102V101H205ZM0 103V104H1ZM2 103V104H3ZM67 103H68V101H67ZM203 103H204V101H203ZM207 103V102H206ZM164 104H166V103H164ZM14 105V104H13ZM56 105V104H55ZM159 105V104H158ZM143 106V105H142ZM220 106H218L217 108L220 110ZM20 107V106H19ZM33 107V106H32ZM35 107V106H34ZM123 107V106H122ZM127 107V106H126ZM136 107H138V105L136 106ZM193 107V106H192ZM157 108H158V106H157ZM214 108V109H215ZM222 108H224V107H222ZM2 109H4V108H0V110H2ZM165 109V108H164ZM6 110V109H5ZM31 110H32V108H31ZM122 110V109H121ZM126 110V109H125ZM128 110V109H127ZM126 110V111H127ZM223 111H224V109H222ZM221 110V111H222ZM8 111H10V110H8ZM24 111V110H23ZM123 111V110H122ZM209 111V110H208ZM215 110H213V112H214ZM226 111V110H225ZM93 112V111H92ZM128 112V111H127ZM184 112V111H183ZM186 112V111H185ZM195 112V111H194ZM216 112V111H215ZM218 112V111H217ZM1 113V112H0ZM13 113V111L11 112V115H13L12 114ZM17 113H19V112H16V114ZM28 113H29V111H28ZM31 113V112H30ZM35 113V112H34ZM209 113V112H208ZM2 114H4V113H2ZM1 114V115H2ZM10 114V112L6 115V118H7V116ZM179 114V116H180V113H178ZM178 114H177V117H178ZM189 114H191V112L190 113H188V116H189ZM218 114V113H217ZM122 115V114H121ZM149 115V114H148ZM176 115V114H175ZM216 115V114H215ZM28 115L26 114V117H27ZM45 116V115H44ZM51 116H53V114L51 115ZM119 118L121 117L120 116V114L119 115H117ZM117 116H114V117H117ZM123 116H125V115H123ZM150 116V115H149ZM149 116H147L146 115V117H149ZM185 116V115H184ZM1 117L3 118V116H0V119H1ZM11 117H14V116H11ZM10 117V119H12ZM32 117H33V115H32ZM134 117V116H133ZM145 117V116H144ZM144 117H142V118H144ZM156 117H158V116H156ZM176 117V116H175ZM5 118V117H4ZM29 118V117H28ZM31 118V117H30ZM121 118H123V117H121ZM120 118V119H121ZM135 119H133V120H136L137 119V121L139 120H141L140 118H141V116L138 118V116H136V117H134ZM213 118V117H212ZM211 118V119H212ZM214 118H215V116H214ZM17 119H19V117H17ZM27 119V118H26ZM32 119V118H31ZM31 119H29L30 120V122H32V120ZM119 119V120H120ZM150 120L151 119H156V118H153V117H151V118H149ZM189 119V118H188ZM210 119V120H211ZM5 120H7V119H5ZM4 120V122H6ZM45 120V119H44ZM62 120V119H61ZM113 120L115 121L116 120V118L114 119L113 118ZM119 120H116L115 122H114V124H116V122H119ZM123 120V119H122ZM121 120V121H122ZM125 120V119H124ZM149 120V121H150ZM152 120V121H153ZM157 120V119H156ZM198 120H199V118H198ZM198 120H196V122L195 123H193V124H198ZM203 120V119H202ZM209 120V121H210ZM12 121V120H11ZM10 121V122H11ZM19 121V120H18ZM35 121V120H34ZM46 121V120H45ZM75 121V120H74ZM84 122L86 121V120H83ZM146 121H147V119H146ZM155 121V120H154ZM185 121H187V119L185 120ZM193 121H194V119H193ZM208 121V120H207ZM9 122V123H10ZM27 122H29L28 121V119H27ZM36 122V121H35ZM64 123L66 122V121H63ZM89 122V121H88ZM87 122V124H89ZM124 122H126V120L125 121H123V123ZM129 122V121H128ZM136 122V121H135ZM143 122V121H142ZM151 122V121H150ZM149 122V123H150ZM178 121H176V123H177ZM179 122H181V119H180V121ZM178 122V123H179ZM18 123L19 122H17L16 123V125L19 127V125H18ZM25 123V122H24ZM41 123V122H40ZM75 123H77V121L75 122ZM137 123V122H136ZM140 123V122H139ZM138 123V124H139ZM148 123V122H147ZM147 123L146 122H144V124H146V126H147ZM152 123V122H151ZM155 123V122H154ZM206 122H204V124H205ZM28 125L30 124V123H27ZM34 124L35 123H32L31 125H33L34 126ZM53 124V123H52ZM74 124V123H73ZM72 124V125H73ZM85 124V123H84ZM84 124H82V125H84ZM87 124H86V127H88V128H90L89 127V125L87 126ZM96 124V123H95ZM95 124H93L94 125V127H96V125ZM121 124V123H120ZM119 124V125H120ZM126 124V123H125ZM131 124V123H130ZM143 124V123H142ZM165 124H167V123H165ZM203 124V123H202ZM207 124V123H206ZM2 125V124H1ZM0 125V126H1ZM7 125V124H6ZM11 125H12V123H11ZM27 125V126H28ZM55 126H56V124H54ZM54 125H52V129H53V127H54ZM76 125V124H75ZM74 125V127H77V129H78V127L81 125H79V126H75ZM78 125V124H77ZM124 125V124H123ZM123 125H121L122 127H126V126H123ZM129 125V124H128ZM135 124H133V126H134ZM137 125V124H136ZM135 125V126H136ZM149 125V124H148ZM199 125H201V124H199ZM3 126V125H2ZM5 126V125H4ZM21 126V125H20ZM23 126H24V124H23ZM32 126V127H33ZM49 126H50V124H49ZM99 126H100V124H99ZM113 126H115V125H113ZM130 127H131V125H129ZM140 126H142L141 125V123H140ZM145 126V127H146ZM177 126V125H176ZM179 126H181V124L179 123ZM177 127L176 128V130L177 129H179L180 127ZM193 126V125H192ZM6 127H8V126H6ZM16 127V126H15ZM81 127V126H80ZM93 127V128H94ZM119 127V126H118ZM121 127V128H122ZM151 127H153L152 125H151ZM163 127V126H162ZM170 127V126H169ZM169 127H168V129L166 130V132L167 131H169ZM183 127L184 128H186V129H184V131L185 132H187V130H189L190 129V126H189V128L187 127V125L186 124H184L183 125ZM193 127H195V125L193 126ZM1 128V127H0ZM17 128V127H16ZM20 128V127H19ZM18 128V130H20ZM55 128V127H54ZM83 128V127H82ZM93 128H92V130H93ZM99 128H101V127H99ZM120 128V129H121ZM124 128H122L123 130H124ZM126 128H128V126L126 127ZM136 128V127H135ZM141 128V127H140ZM2 129H4V128H2ZM6 129H8V128H6ZM10 129H11V126H10ZM9 129V130H10ZM48 129H49V127H48ZM51 129V128H50ZM50 129L48 130V132H50ZM74 129H76V128H74ZM85 129V128H84ZM107 129V128H106ZM114 129V128H113ZM113 129H111V131L113 130ZM119 129V130H120ZM130 129V128H129ZM142 129H144V127L142 128ZM172 129H173V127L171 128V130L169 131V133L172 131ZM181 129V128H180ZM179 129V130H180ZM192 129V128H191ZM194 129V128H193ZM24 130V129H23ZM55 130V129H54ZM56 130H57V127H56ZM60 130V129H59ZM95 130H96V128H95ZM134 130V129H133ZM139 130V129H138ZM196 130V129H195ZM4 131V130H3ZM15 131V130H14ZM22 131V130H21ZM20 131V132H21ZM53 131V130H52ZM89 131V130H88ZM98 131H100L99 129H98V127H97V131H95V132H98ZM101 131H102V129H101ZM117 131V130H116ZM120 131H122V130H120ZM130 131H132V128H131V130ZM144 131V130H143ZM198 131V130H197ZM200 131V130H199ZM5 132V131H4ZM7 132V131H6ZM10 132V131H9ZM12 132V131H11ZM23 132V131H22ZM21 132V136H22V133ZM56 132V131H55ZM54 132V133H55ZM60 132V131H59ZM76 132H78L77 130H76ZM87 132V131H86ZM134 132V131H133ZM132 132V133H133ZM136 132V131H135ZM174 132H175V130H174ZM189 132V131H188ZM8 133V132H7ZM7 133H5V134H7ZM25 133V137H26V132H24ZM39 132H37V133H35V134H38ZM53 133V132H52ZM57 133H58V131H57ZM60 133H63V132H60ZM99 133H101L102 134V132H99ZM115 133V132H114ZM121 133V132H120ZM122 133H124L123 131H122ZM128 133V132H127ZM126 133V134H127ZM131 133V132H130ZM165 133V132H164ZM192 133H194L193 132V130H192ZM195 133H197V132H195ZM201 133V131L199 132V134ZM203 133H201V134H203ZM4 134V133H3ZM3 134H1V137L3 136ZM15 134V133H14ZM33 134H34V132H33ZM48 134H50V136H51V133H48ZM84 134V133H83ZM93 134V133H92ZM113 134V133H112ZM116 134V133H115ZM114 134V135H115ZM117 134H118V132H117ZM167 134V133H166ZM171 134V136H172V133H170ZM175 134V133H174ZM198 134V135H199ZM9 135H12V134H9ZM9 135H7V136H9ZM31 135V134H30ZM64 135H65V133H64ZM63 134H62V136H64ZM95 135H97L96 133H95ZM113 135V136H114ZM119 135V134H118ZM124 135V134H123ZM123 135H122V137H123ZM154 135H155V133H154ZM163 135H165V134H163ZM176 135H178V133H176ZM189 134H187V136H188ZM193 135V134H192ZM5 136V135H4ZM6 136V137H7ZM24 136V135H23ZM33 136V135H32ZM58 136H60V134L58 133V135L56 136V133L54 134V137L56 138V137H58ZM89 136V135H88ZM130 136V135H129ZM135 136V135H134ZM168 136H169V134H168ZM170 136V137H171ZM179 136V135H178ZM195 136V135H194ZM1 137H0V139H1ZM11 137H13V136H11ZM38 136L36 135V137L34 136V138H37ZM54 137H53V139L52 140H54ZM64 137H66V136H64ZM71 138H72V135L70 136ZM70 137H69V139H70ZM87 137V136H86ZM90 137V136H89ZM116 137V136H115ZM163 137H165V136H163ZM182 137V136H181ZM191 137V136H190ZM200 137V136H199ZM198 137V138H199ZM8 138V137H7ZM10 138V137H9ZM8 138V139H9ZM14 138V137H13ZM22 138V137H21ZM27 138V137H26ZM28 138H29V136H28ZM33 138V137H32ZM30 139V142H31V140H33V139ZM51 137H48V139H50ZM58 138H61V140H62V137L60 136V137H58ZM67 138H68V136H67ZM67 138H65V139H67ZM75 138V137H74ZM103 138H104V136H103ZM133 138V137H132ZM169 138V137H168ZM178 138H180V136L178 137ZM177 138V139H178ZM185 138V137H184ZM187 138H189V136L187 137ZM187 138L185 139V140H187ZM200 138V139H201ZM231 138V137H230ZM7 139V140H8ZM24 139V138H23ZM47 139V140H48ZM57 139V138H56ZM55 139V140H56ZM64 139V140H65ZM76 140L74 141L73 139V141H74V143H76V141H77V139H78V137L77 138H75ZM82 139V138H81ZM88 139V138H87ZM86 139V140H87ZM95 139V138H94ZM122 139V138H121ZM182 138H180L179 140H181ZM191 139V138H190ZM235 139V140H234ZM10 140V139H9ZM14 140V139H13ZM26 141H27V139H25ZM44 140V139H43ZM54 140V141H55ZM59 140V139H58ZM71 140V139H70ZM70 140H68V141H70ZM79 140V139H78ZM82 140H84V138L82 139ZM86 140H85V145H86ZM89 140V139H88ZM104 140H105V138H104ZM107 140H108V138H107ZM127 140V139H126ZM153 139L151 138V141H152ZM194 140V139H193ZM232 140V139H231ZM29 141V140H28ZM28 141L26 142V143H28ZM39 140H37V142H38ZM54 141H50L51 143H53ZM81 141V140H80ZM96 142H98L97 140H95ZM94 140H93V144H94V142H95ZM120 141V140H119ZM147 141V140H146ZM167 141V140H166ZM187 141H191V140H187ZM195 141H196V139H195ZM195 141H192V142H195ZM199 140H197V142H198ZM9 142V141H8ZM25 142V141H24ZM33 142V141H32ZM58 141H55L54 143H57ZM65 142H67L66 140H65ZM84 142V141H83ZM82 142V143H83ZM88 142V141H87ZM89 142H91V140L89 141ZM88 142V143H89ZM121 142V141H120ZM168 142H171V141H168ZM174 142V144H175V141H173ZM185 142V141H184ZM4 143H5V141H4ZM4 143H3V147H4ZM19 143V142H18ZM45 144H47L46 143V141L44 142ZM50 143V144H51ZM53 143V144H54ZM59 143V142H58ZM61 143H63V145H65L64 144V142H62L61 141ZM73 143V144H74ZM78 143V142H77ZM81 143V142H80ZM105 143V142H104ZM150 143V142H149ZM179 143H180V141H179ZM181 143H183V141L181 142ZM200 143V142H199ZM199 143H197V144H199ZM201 143H202V141H201ZM29 144V143H28ZM38 144V143H37ZM45 144H43V145H45ZM70 144V143H69ZM79 144V143H78ZM91 144V143H90ZM102 144V143H101ZM117 144V143H116ZM156 144V143H155ZM170 144V143H169ZM191 145V143H188V145ZM196 144V143H195ZM194 144V145H195ZM203 144H202V147H204L203 146ZM209 144V145H210ZM21 145V144H20ZM58 145V144H57ZM57 145H54L55 147H58ZM59 145H60V143H59ZM62 145V144H61ZM63 145H62V147H63ZM67 145V144H66ZM80 145V144H79ZM79 145H78V147H79ZM103 145V144H102ZM101 145V146H102ZM121 145V144H120ZM128 145V144H127ZM135 145V144H134ZM142 145V144H141ZM147 145V144H146ZM145 145V147H148V146H146ZM150 145V144H149ZM163 145H164V143H163ZM208 145V146H209ZM228 145V144H227ZM238 145H235V146H238ZM1 146V147H2ZM23 146V145H22ZM29 146V145H28ZM31 146V145H30ZM30 146H29V149H30ZM68 146V145H67ZM66 146V147H67ZM72 146V145H71ZM91 145H89V147H90ZM93 146V145H92ZM131 146H132V144H131ZM137 146H139V145H137ZM160 146V145H159ZM158 146V147H159ZM178 146V145H177ZM181 146V145H180ZM184 146V145H183ZM212 146V145H211ZM215 146H216V144H215ZM218 146H219V144H218ZM240 146V145H239ZM5 147H8V145L7 146H5ZM18 147V146H17ZM25 146H23V148H24ZM48 146H46V148H47ZM51 147V146H50ZM53 147V146H52ZM61 147V148H62ZM65 147V146H64ZM73 147V146H72ZM80 147H82V145H80ZM97 146H95V148H96ZM112 147V146H111ZM144 147V149H146ZM162 147V146H161ZM176 147V146H175ZM202 147H201V145L199 146V151L198 152H202L203 150H204V148H203V150L201 151L200 150V148L202 149ZM207 147V146H206ZM205 147V148H206ZM213 147V146H212ZM223 147V146H222ZM222 147H220L219 146V148H222ZM20 148V147H19ZM22 148V147H21ZM26 148V147H25ZM25 148H24V151H25ZM32 148V147H31ZM43 148V147H42ZM84 148V147H83ZM98 148H100V146L98 147ZM135 148H137V147H134L133 148V150H134V153H137V151L135 152ZM151 148V147H150ZM180 148H183L182 146L180 147ZM186 148V147H185ZM211 148V147H210ZM240 148H241V146H240ZM1 149V148H0ZM9 149V148H8ZM51 149V148H50ZM49 149V150H50ZM77 149V148H76ZM75 149V150H76ZM101 149V148H100ZM102 149H103V146H102ZM124 149H125V146H124ZM140 149V148H139ZM138 149V150H139ZM148 149H149V147H148ZM147 149V150H148ZM191 149V148H190ZM190 149H188V150H190ZM193 149V148H192ZM211 149H213V148H211ZM210 149V150H211ZM217 149V146H216V148H215V150ZM231 149H232V147H231ZM238 149H239V147H238ZM250 149V150H251ZM27 150V149H26ZM37 150V149H36ZM63 150V149H62ZM73 150H74V148H73ZM78 150V149H77ZM76 150V151H77ZM94 149H92V151H93ZM132 150V149H131ZM155 150H156V152H158V149L157 148H155ZM163 150V149H162ZM171 150V149H170ZM214 150V149H213ZM234 150H236L235 148H234ZM251 150V151H252ZM1 151V150H0ZM12 151V150H11ZM17 151V150H16ZM16 151H15V154H16ZM19 151H21V150H19ZM44 151V150H43ZM51 151V150H50ZM56 151V150H55ZM64 151V150H63ZM96 151V150H95ZM103 151H104V149H103ZM125 151H127V149L125 150ZM128 151H130L129 149H128ZM167 151H168V149H167ZM166 151V152H167ZM186 151H187V149H186ZM191 151V150H190ZM232 151H233V149H232ZM239 151V150H238ZM259 151V150H258ZM2 152V151H1ZM22 152V151H21ZM20 152V153H21ZM27 152V151H26ZM38 152V151H37ZM40 152V151H39ZM61 152V151H60ZM91 152V151H90ZM94 152V151H93ZM98 152V151H97ZM97 152H95V155H96V153ZM101 152H102V150H101ZM132 152V151H131ZM140 152V151H139ZM145 152V151H144ZM148 152V151H147ZM147 152H145V153H147ZM151 152V151H150ZM160 152H162L161 150H159V154H161ZM171 152V151H170ZM197 152V154H200V153H198ZM207 151H205V153H206ZM211 152V151H210ZM209 152V153H210ZM3 153V152H2ZM12 153V152H11ZM19 153V152H18ZM20 153H19V155H20ZM32 152H30V154H31ZM50 153V152H49ZM78 153V152H77ZM152 153V152H151ZM150 153V154H151ZM203 153V152H202ZM213 153H214V151H213ZM237 153V152H236ZM250 153V152H249ZM14 154V153H13ZM15 154H14V156H15ZM24 154V153H23ZM22 154V155H23ZM28 154H29V152H28ZM29 154V155H30ZM36 154V153H35ZM38 154V153H37ZM36 154V156L38 157L39 155H37ZM47 154V153H46ZM45 154V155H46ZM52 154V153H51ZM59 154V153H58ZM79 154V153H78ZM93 153H91V154H88V155H92ZM100 154V153H99ZM99 154L96 156V157H100L99 156ZM125 154V153H124ZM129 154V153H128ZM144 154V153H143ZM143 154H142V157H143ZM148 154V153H147ZM149 154V155H150ZM156 154H158V153H156ZM159 154L157 155V156H159ZM196 154V153H195ZM212 154V153H211ZM16 155H18V154H16ZM56 155V154H55ZM82 156H83V154H81ZM114 155V154H113ZM130 156H132L131 154H129ZM128 155V156H129ZM177 155V154H176ZM203 155V154H202ZM214 155V154H213ZM216 155V154H215ZM214 155V156H215ZM224 155V154H223ZM223 155H220V156H223ZM235 155V154H234ZM240 155V154H239ZM12 156V155H11ZM42 156V155H41ZM47 156V155H46ZM122 156V155H121ZM120 155H118V157H117V159L115 158V155H114V158L116 159H113L112 157V160L113 161H110V162H112V163H114V160L116 161L115 163L117 164V160L119 159V157L120 158H122ZM127 156V155H126ZM124 157L123 159H125V160H127L128 159V157ZM136 156H137V154H136ZM146 156V155H145ZM144 156V157H145ZM199 156V155H198ZM210 156H212V155H210ZM210 156H209V160H210ZM217 156L218 155H216L215 157L217 158ZM225 156V155H224ZM256 156V155H255ZM1 157V156H0ZM7 157V156H6ZM5 157V158H6ZM17 157H19V156H17ZM23 157H25L24 155H23ZM30 157V156H29ZM50 157H52V156H49V158ZM60 157V156H59ZM135 157V156H134ZM148 157V156H147ZM154 157H155V155H154ZM188 157L189 156H187V160H188ZM196 157V156H195ZM213 157V156H212ZM257 157V156H256ZM255 157V158H256ZM2 158H4L3 156H2ZM4 158V159H5ZM26 158V157H25ZM31 158V157H30ZM52 158H55L54 156L52 157ZM51 158V159H52ZM90 158V157H89ZM107 158V157H106ZM111 158H110V160H111ZM127 158V159H126ZM132 159H133V157H131ZM136 158V157H135ZM226 158H229V155L228 156H226ZM3 159V160H4ZM27 159H28V157H27ZM27 159H25V160H27ZM148 159V158H147ZM232 159H238V158H234V157H232ZM258 159H256L257 161H258ZM16 160V159H15ZM14 160V161H15ZM106 161H107V159H105ZM120 160H122V159H120ZM131 160V159H130ZM134 160H136V159H134ZM146 160V159H145ZM214 160V159H213ZM212 160V161H213ZM234 160H233V162H234ZM239 160V159H238ZM52 161V160H51ZM133 161V160H132ZM144 161V160H143ZM142 161V162H143ZM208 161V160H207ZM226 161H228V162H230L231 161V159H226ZM28 162V161H27ZM26 162V163H27ZM54 162V161H53ZM60 162V161H59ZM109 162V161H108ZM107 162V163H108ZM118 162H120V161H118ZM147 162V161H146ZM198 162H199V160H198ZM223 162H225V161H223ZM8 164L10 163V162H7ZM7 163L6 162H4V164L5 165H7ZM15 164L17 163V162H14ZM41 163H44V162H41ZM45 163H47V162H45ZM52 163V162H51ZM50 163V164H51ZM55 164H58V163H56V162H54ZM53 163V164H54ZM102 164L103 163H106V162H101ZM133 163H134V161H133ZM213 163V162H212ZM216 163H218V162H216ZM227 163V162H226ZM235 163V162H234ZM233 163V164H234ZM240 166H242L241 165V162H237ZM258 163H259V161H258ZM49 164V163H48ZM52 164V165H53ZM54 164V165H55ZM132 164V163H131ZM194 164H196V163H194ZM200 164V163H199ZM202 164H204V163H202ZM221 164L223 165L224 163H222L221 162ZM227 164H229V163H227ZM226 164V165H227ZM238 164H237V168L235 169L237 172H239L240 170V168L238 167ZM26 165V168H27V164H25ZM43 165V164H42ZM51 165V166H52ZM59 166H60V164H58ZM57 165V166H58ZM101 165V164H100ZM107 165V164H106ZM105 164H104V166H106ZM110 165V164H109ZM113 165V164H112ZM193 165V164H192ZM205 165V164H204ZM204 165H199V166H202V167H204L205 168V166ZM209 167H210V165L209 164H207ZM230 165H232L231 163H230ZM4 166V165H3ZM8 166V165H7ZM6 166V167H7ZM19 166V165H18ZM44 166V165H43ZM49 166V165H48ZM94 166V165H93ZM92 166V167H93ZM98 166V165H97ZM103 165H101V167H102ZM129 166V165H128ZM146 165H144V167H145ZM148 166H149V164H148ZM147 166V167H148ZM156 166H159V165H156ZM214 166V165H213ZM213 166H211L212 168H213ZM5 167V166H4ZM13 167H15V166H13ZM31 167V166H30ZM30 167H28V169H31ZM33 167V166H32ZM36 167V166H35ZM54 167V166H53ZM56 167V166H55ZM66 167V166H65ZM101 167H99L100 169H101ZM109 167V166H108ZM117 167H118V165H117ZM130 167V166H129ZM147 167H145V168H147ZM232 167V166H231ZM8 168V170H9V167H7ZM11 168H12V166H11ZM10 168V169H11ZM23 168V167H22ZM49 168H51L52 169V167H49ZM61 168H63V167H61ZM94 168V167H93ZM106 168H107V166H106ZM128 168V167H127ZM131 168V167H130ZM142 167L140 166V170L142 171H144V169L142 168ZM149 168H150V166H149ZM152 168V167H151ZM155 168H157V167H154V169ZM158 168H161V167H158ZM222 168V167H221ZM227 168V167H226ZM233 168H234V165H233ZM246 168H247V166H246ZM252 168V167H251ZM12 169H14V168H12ZM12 169H11V171H12ZM19 169V168H18ZM18 169H17V172H18ZM28 169H27V171L26 172H30V171H28ZM34 169V168H33ZM48 169V168H47ZM46 169V170H47ZM54 169V168H53ZM51 170V172L53 171L54 173H55V171L54 170ZM67 169V167L64 169V170H66ZM99 169V170H100ZM119 169H121V168H119ZM134 169L135 170H139V168L137 167V169L136 168H132V170H133V172H136V171H134ZM148 169V168H147ZM146 169V170H147ZM188 169V168H187ZM203 169V168H202ZM230 169V168H229ZM4 170V169H3ZM21 170V169H20ZM26 170V169H25ZM45 170V171H46ZM49 170V169H48ZM57 168H56V173L55 174H53V177L57 174ZM64 170L62 171V170H58V174H57V176L60 174V172L62 171V173L64 172ZM91 170V169H90ZM102 170H104V169H102ZM122 170V169H121ZM126 170V169H125ZM128 170H130V169H127V171ZM137 170V171H138ZM156 170V172H159V170L158 169H155ZM158 170V171H157ZM162 170H165V169H162ZM197 170H199V168L197 169ZM219 170V169H218ZM226 170V169H225ZM228 170V169H227ZM226 170V171H227ZM233 171L232 172H234L235 170L234 169H232ZM69 171H71V170H69ZM93 171V170H92ZM96 170H94V172H95ZM123 171V170H122ZM141 171H138L139 172V174L141 175V178H142V176L143 175H145V173H143V174H141ZM166 171V170H165ZM168 171V170H167ZM166 171V172H167ZM204 171V170H203ZM225 171V172H226ZM229 171H231V170H229ZM228 171V172H229ZM13 172H14V170H13ZM26 172H25V174H26ZM31 172H32V169H31ZM41 172V171H40ZM50 172V171H49ZM66 173H63V175L65 174L66 175V177H68L67 175V172L68 171H65ZM73 172V171H72ZM83 172V171H82ZM94 172H93V174H94ZM145 172V171H144ZM148 172H149V170H148ZM161 172V171H160ZM189 172V171H188ZM193 172V171H192ZM197 172V171H196ZM213 172V171H212ZM243 172H244V170H243ZM5 173H8V172H6L5 171ZM20 173V172H19ZM38 173V172H37ZM42 173H44V172H42ZM71 173V172H70ZM74 173H76V172H74ZM120 173H121V171H120ZM128 173V172H127ZM146 173H147V171H146ZM162 173L163 172H161V173H159V174H161L162 175ZM174 173H176V172H174ZM195 173V172H194ZM1 174V173H0ZM10 174H14V173H10ZM17 174V173H16ZM124 174V173H123ZM123 174H122V176H123ZM133 173L131 172V175H132ZM139 174H136V175H132V176H134V178H135V176H139V177H136V179L137 178H140V175ZM154 174V173H153ZM157 174V176L159 175L158 173H155V175ZM165 176H167V174L166 173H163ZM169 174H170V172H169ZM173 174V173H172ZM177 174V173H176ZM184 174V173H183ZM188 174V173H187ZM193 174V173H192ZM203 174V173H202ZM225 174H227V173H225ZM254 174H255V172H254ZM253 174V175H254ZM5 175H7V174H5ZM15 175V174H14ZM13 175V176H14ZM18 175V174H17ZM50 175H52V173H50ZM61 175V174H60ZM62 175V176H63ZM74 175H76V174H73V178H74ZM131 175H130V177H128V178H130V180H132L131 178ZM152 175V174H151ZM150 175V176H151ZM195 175H196V173H195ZM195 175H191L192 176V178H193V176H195ZM198 175V174H197ZM201 175V174H200ZM227 175H229V174H227ZM8 176V175H7ZM10 176V175H9ZM12 176V175H11ZM16 176V175H15ZM23 176V175H22ZM26 176V175H25ZM29 176V175H28ZM44 176V175H43ZM43 176L41 177V178H43ZM122 176H120V177H122ZM124 176H125V174H124ZM128 176H129V173H128ZM146 176H147V174H146ZM170 176V175H169ZM173 176V175H172ZM178 176V175H177ZM191 176L189 177V175H188V178L190 179L191 178ZM17 177H19V175L18 176H16V178ZM32 177H34V175L32 176ZM45 177V176H44ZM46 177L49 179V178H52V176L51 177H48L47 176V172H46ZM61 177V176H60ZM64 177V176H63ZM62 177V178H63ZM65 177V179H66V181L69 179V183H71L70 181H71V177H72V175H71V177L69 178L68 177V179ZM82 176H80V178H81ZM110 177V176H109ZM126 177V176H125ZM145 177V176H144ZM171 177V176H170ZM174 177H175V174H174ZM173 177V178H174ZM181 177L182 178H180V179H183V177L184 176H182L181 175ZM186 177V176H185ZM198 177V176H197ZM233 177H234V175H233ZM239 177L240 176H238V180H239ZM10 178V177H9ZM15 178V179H16ZM30 178V177H29ZM37 178H39L40 179V177H38L37 176ZM123 178V177H122ZM127 178V182H128V184H127V186H129V184L131 183L132 184V182H130L129 183V179ZM146 178H148V177H146ZM146 178H145V180H146ZM166 178V177H165ZM173 178H171V179H173ZM188 178L186 177V179H183V181L184 180H188ZM210 178V177H209ZM208 178V180H210ZM248 178V177H247ZM1 179V178H0ZM21 179V178H20ZM19 179V180H20ZM43 179H45V178H43ZM42 179V180H43ZM54 179V178H53ZM82 179V178H81ZM81 179H80V182H81ZM118 179V178H117ZM116 179V180H117ZM144 179V178H143ZM174 179H176V177L174 178ZM173 179V180H174ZM194 179V178H193ZM244 179V178H243ZM9 181H10V179H8ZM8 180H6V181H8ZM14 180V179H13ZM29 180V179H28ZM57 180V179H56ZM121 180V179H120ZM137 180H139V179H137ZM191 180V179H190ZM230 180V179H229ZM234 180H235V178H234ZM247 180H249V179H247ZM251 180H252V182H253V179L251 178ZM12 181V180H11ZM16 182H17V180H15ZM44 181V180H43ZM53 181V180H52ZM61 181H62V179H61ZM117 181H119V180H117ZM166 181L167 180H165V183H166ZM175 181V180H174ZM174 181H172V182H174ZM183 181H182V184H185V183H183ZM189 181V180H188ZM188 181H187V183H188ZM196 181H198V180H194L193 182H196ZM213 181V180H212ZM214 181H216V180H214ZM245 180H243L242 182H244ZM51 182V181H50ZM63 182H64V180H63ZM74 182H75V180H74ZM122 182V181H121ZM134 182H135V180H134ZM137 182V181H136ZM141 182V181H140ZM180 183V180L178 181L177 180V184H179ZM192 182V183H193ZM220 182V181H219ZM235 182V181H234ZM1 183V182H0ZM19 183V182H18ZM17 183V184H18ZM32 183V182H31ZM42 183V182H41ZM40 183V184H41ZM44 183H46L45 181H44ZM55 183V182H54ZM56 183H61V182H59V177H58V182L56 181ZM67 183V182H66ZM77 183V182H76ZM123 183V182H122ZM121 183V184H122ZM163 183V182H162ZM190 183V182H189ZM250 182L248 181V183H247V187H248V184H249ZM39 184V183H38ZM43 184V183H42ZM74 184V183H73ZM120 184V183H119ZM118 184V185H119ZM131 184H130V188H131ZM173 184H175V183H173ZM14 185H16L15 184V182H14ZM55 184H53V186H54ZM70 185L71 184H69V187H70ZM140 185H142V184H140ZM146 185H147V183H146ZM187 185V184H186ZM250 185V184H249ZM17 186V185H16ZM38 186V185H37ZM39 186H41V185H39ZM48 186H49V184H48ZM58 186H60V185H58ZM58 186H57V188H58ZM62 186V185H61ZM64 186V185H63ZM122 186V185H121ZM139 186V185H138ZM148 186V185H147ZM181 186V185H180ZM22 187V186H21ZM24 187V186H23ZM67 188H69L68 187V185L66 186ZM124 186H122V188H123ZM143 187H144V185H143ZM17 188H19V187H17ZM45 188V187H44ZM64 188V187H63ZM126 188V187H125ZM129 188V189H130ZM134 187H132V189H133ZM140 188V187H139ZM240 188H241V186H240ZM22 189V188H21ZM24 189H26V188H24ZM40 189H41V187H40ZM50 189V188H49ZM54 189H55V187H54ZM53 189V190H54ZM198 190H199V188H197ZM30 190V189H29ZM38 190V189H37ZM46 190H48V189H46ZM52 190V191H53ZM57 190V189H56ZM124 189H122V191H123ZM135 190V189H134ZM142 190H144V188L142 189ZM142 190H141V193H142ZM195 190V189H194ZM197 190V191H198ZM245 190V189H244ZM255 190V189H254ZM253 190V191H254ZM5 191H6V189H5ZM40 191V190H39ZM45 192V191H44ZM61 192V191H60ZM126 192V191H125ZM129 192H130V190H129ZM135 192V191H134ZM203 192V191H202ZM9 192H7V194H8ZM225 193H227V192H225ZM225 193H224V195H225ZM138 194V193H137ZM193 194V193H192ZM194 194H195V191H194ZM194 194H193V196H194ZM49 195V194H48ZM53 195V194H52ZM189 195V194H188ZM2 196V195H1ZM59 196V195H58ZM202 196V195H201ZM21 197V196H20ZM19 197V198H20ZM52 197V196H51ZM90 197V196H89ZM88 197V199L90 200V198ZM18 198V199H19ZM44 198H45V196H44ZM208 198V197H207ZM6 199V198H5ZM21 199H23V198H21ZM68 199V198H67ZM133 199V198H132ZM137 199H139V198H137ZM182 199V198H181ZM8 200V199H7ZM47 200V199H46ZM50 200L51 199H49V202H50ZM134 200V199H133ZM183 200V199H182ZM52 201H54L53 199H52ZM51 201V202H52ZM57 201V200H56ZM56 201H54V202H56ZM88 201V200H87ZM86 201V203H88ZM137 201V200H136ZM193 201H194V199H193ZM198 201V200H197ZM219 201V200H218ZM46 202V201H45ZM61 202V201H60ZM65 202V201H64ZM177 202H179L178 200H177ZM25 203V202H24ZM89 203H90V201H89ZM131 203V202H130ZM134 203V202H133ZM181 203V202H180ZM185 203V202H184ZM191 203H193L192 201H191ZM199 203V202H198ZM261 203V202H260ZM45 204V203H44ZM52 204V203H51ZM67 204V203H66ZM23 205V204H22ZM48 205V204H47ZM64 205V204H63ZM123 205V204H122ZM175 205V204H174ZM173 205V210H175V212L172 210V207L171 208H169V210H170V212L171 211H173V212H171L172 214L171 215H173V213H175L176 214V209H174L175 208V206ZM181 206H183V204H180ZM186 205V206H185ZM184 206L186 207V208H184V209H187V204H185ZM193 205V204H192ZM6 206V205H5ZM44 206H46V205H44ZM44 206H43V208H44ZM129 206V205H128ZM134 205H132V207H133ZM135 206H136V204H135ZM139 207V210H141V206L140 205H138ZM2 207V206H1ZM0 207V208H1ZM28 207V206H27ZM47 207V206H46ZM141 207V208H140ZM178 207V206H177ZM189 207V209L187 210V214L185 215L186 216V219H188V221H189V219L191 218L190 217V215H188V213L190 212V210H191V206L189 205L188 206ZM8 208V207H7ZM43 208H42V213H45V212H43ZM58 208V207H57ZM66 208H67V206H66ZM129 208V207H128ZM127 208V209H128ZM131 208V207H130ZM129 208V209H130ZM134 208V207H133ZM148 208V207H147ZM146 208V209H147ZM197 208V207H196ZM13 209V208H12ZM48 209V208H47ZM64 209V208H63ZM76 209V208H75ZM128 209V210H129ZM137 209V208H136ZM154 209V208H153ZM164 209H166V207L165 208H162V211H164ZM20 210H21V208H20ZM149 210V209H148ZM155 210V209H154ZM158 210V209H157ZM167 211H164V212H166L167 213V215L169 214V216H170V212H169V210L168 209H166ZM181 210V209H180ZM179 210V211H180ZM1 211H2V209H1ZM12 211V210H11ZM16 211V210H15ZM24 211V210H23ZM55 211V210H54ZM67 211V210H66ZM126 211V210H125ZM135 211V210H134ZM162 211H160V212H162ZM181 211H183V209L181 210ZM68 212V211H67ZM75 212V211H74ZM129 212H130V210H129ZM141 212V211H140ZM144 212H147V210L146 211H144ZM150 212H152V210L150 211ZM157 212H159V211H157ZM157 212H155V214H158V216H160V214L159 213H157ZM184 212V211H183ZM183 212H180V213H182L183 214ZM195 212L197 213V209L195 210ZM194 212V213H195ZM213 212V211H212ZM40 213H41V211H40ZM42 213L39 215V212H38V215L39 216H46L45 214L44 215H42ZM48 213V214H47ZM47 215H49V209H48V211H47ZM99 213V212H98ZM131 213V212H130ZM130 213H128V215L130 214ZM154 213V212H153ZM153 213L151 214V216L153 215ZM191 213V212H190ZM195 213V214H196ZM208 213H209V211H208ZM2 214L3 213H1V216H2ZM114 214V213H113ZM112 214V215H113ZM121 214H123L122 216H126L127 214H126V212L125 213H123V211H122V213H118V215H121ZM124 214H126V215H124ZM134 214H135V212H134ZM141 214H143L142 216H144V214L145 213H142L141 212ZM147 214H149V211H148V213ZM201 214V213H200ZM5 216H6V214H4ZM13 215V214H12ZM11 215V216H12ZM20 215V214H19ZM52 215V214H51ZM72 215V214H71ZM79 215H81V214H79ZM105 214L103 213V218H106V219H109L107 216H109L110 217V215H107L106 217L104 216ZM117 215V216H118ZM131 215V214H130ZM129 215V216H130ZM133 215V214H132ZM131 215V218L132 217H137L138 216V214L136 215V216H132ZM165 215V213L163 214V216ZM179 215V214H178ZM181 215V214H180ZM179 215V216H180ZM184 215V214H183ZM192 216H193V214H191ZM10 216V217H11ZM15 216V215H14ZM14 216H12L11 218L14 220ZM50 216V215H49ZM48 216V217H49ZM98 216V215H97ZM156 216V215H155ZM178 216V217H179ZM184 216V217H185ZM208 216H209V214H208ZM264 216V214L263 215H261L260 214V217H263ZM16 217V216H15ZM38 217V216H37ZM55 217V216H54ZM65 217V216H64ZM79 217V216H78ZM77 216H76V218H78ZM86 217V216H85ZM139 217V216H138ZM157 217V216H156ZM161 217V216H160ZM175 217V215L173 216V218ZM198 216H193L192 217V219L193 218H196V219H198L197 218ZM207 217V216H206ZM220 217H222L221 215H220ZM236 217V216H235ZM260 217L258 218V220H256L255 218H254V223L253 224H255L256 222L255 221H259V219H260ZM18 218V219H17ZM40 218V217H39ZM43 218V217H42ZM50 218V217H49ZM60 218V217H59ZM61 218H62V216H61ZM113 218V217H112ZM134 218H132L133 220H134ZM168 218V217H167ZM180 218V221H182V220H184V218L182 217V215H181V217H179ZM183 218V219H182ZM225 218V217H224ZM1 219V218H0ZM5 219H6V217H5ZM4 219V220H5ZM16 219H17V221L20 223V221L22 222V220H20V218L17 216L16 217ZM15 219V220H16ZM21 219H23V218H21ZM48 219V218H47ZM80 219V218H79ZM114 219V218H113ZM123 219V218H122ZM129 219V218H128ZM175 219V218H174ZM182 219V220H181ZM250 219V218H249ZM45 220V219H44ZM49 220H51V219H49ZM53 220H55V218L53 219ZM60 220H62V219H60ZM64 220V219H63ZM62 220V221H63ZM73 220V219H72ZM105 220V219H104ZM103 220V221H104ZM152 220V219H151ZM176 220V219H175ZM212 220V219H211ZM210 220V221H211ZM240 220H241V218H240ZM2 221V220H1ZM9 221V220H8ZM27 221V220H26ZM68 221V220H67ZM70 221V220H69ZM76 221V220H75ZM92 220H90V222H91ZM166 221V220H165ZM197 221V220H196ZM195 221V222H196ZM202 221H204V219L202 220ZM201 221V222H202ZM251 221V220H250ZM5 222H6V220H5ZM16 222V221H15ZM57 222V221H56ZM59 222V221H58ZM77 222V221H76ZM89 222V221H88ZM101 222V221H100ZM170 222V221H169ZM183 222H185V221H183ZM217 222V221H216ZM237 222V221H236ZM45 223V222H44ZM124 223V222H123ZM146 223V222H145ZM182 223V222H181ZM188 222H186V224H187ZM193 223V222H192ZM12 224H15V223H12ZM34 224H35V222H34ZM139 224V223H138ZM197 224H199V222H197L196 224H194V225H197ZM24 225V224H23ZM98 225H101V224H98ZM117 225V224H116ZM133 225H134V223H133ZM163 225V224H162ZM176 225V224H175ZM182 225H183V223H182ZM180 226L179 228H181V227H183V226ZM201 225V224H200ZM202 225H203V223H202ZM217 225V224H216ZM215 225V226H216ZM0 226H2L1 225V223H0ZM89 226V225H88ZM92 226V225H91ZM121 226V225H120ZM139 226V225H138ZM142 226V225H141ZM141 226H140V228H141ZM164 226V225H163ZM168 226H172V224L171 225H168ZM205 226H207L206 224H205ZM214 226V225H213ZM3 227V226H2ZM33 227V226H32ZM103 227V226H102ZM105 227V226H104ZM115 227V226H114ZM113 227V228H114ZM145 227V226H144ZM151 227V226H150ZM166 227H167V225H166ZM176 227H177V225H176ZM190 226H188V228H189ZM195 227V226H194ZM24 228V227H23ZM39 228H41V227H39ZM100 229H101V227H99ZM116 228V227H115ZM114 228V230H116ZM132 228V227H131ZM139 228V227H138ZM168 228V227H167ZM179 228H177V230L179 229ZM207 228V227H206ZM32 229V228H31ZM90 228H88V230H89ZM99 229V230H100ZM121 229V228H120ZM128 229V228H127ZM127 229H126V231H127ZM190 229V228H189ZM188 229V230H189ZM195 229V228H194ZM61 230H62V228H61ZM133 230H134V228H133ZM144 230V229H143ZM142 230V231H143ZM168 230V229H167ZM1 231V230H0ZM25 231V230H24ZM38 231V230H37ZM45 231V230H44ZM49 231H50V229H49ZM49 231H47V232H49ZM52 231V230H51ZM54 231H56V230H54ZM60 231V230H59ZM58 231V232H59ZM104 231V230H103ZM119 231V230H118ZM122 231V230H121ZM121 231H120V233H121ZM138 231H141V230H138ZM138 231H137V233H138ZM87 232V231H86ZM15 233V232H14ZM29 233V232H28ZM43 233V232H42ZM50 233V232H49ZM49 233H47V234H49ZM72 233V232H71ZM105 233V232H104ZM123 233V232H122ZM145 233V232H144ZM171 233V232H170ZM193 233V232H192ZM196 233V231L194 232V234ZM12 234V233H11ZM16 234V233H15ZM74 234H75V232H74ZM89 234V233H88ZM93 234V233H92ZM114 234H116L115 233V231H114ZM174 236H175V234H177V233H175V231H174ZM202 234V233H201ZM21 235V234H20ZM90 235V234H89ZM122 235V234H121ZM160 235H163V234H160ZM70 236V235H69ZM83 236V235H82ZM87 236V235H86ZM85 236V237H86ZM114 236V235H113ZM112 236V237H113ZM196 236V235H195ZM202 236H203V234H202ZM0 237H1V235H0ZM9 237V236H8ZM27 237V236H26ZM29 237H30V235H29ZM73 237V236H72ZM75 237V236H74ZM79 237V236H78ZM81 237V236H80ZM104 237V236H103ZM111 237V236H110ZM161 237V236H160ZM171 237H173V235L171 236ZM4 238H6V237H4ZM23 238L25 239V237H24V235H23ZM67 238V237H66ZM82 238V237H81ZM89 238V237H88ZM107 238V237H106ZM158 238H159V236H158ZM174 238V237H173ZM15 239V238H14ZM17 239V238H16ZM23 239V240H24ZM30 239V238H29ZM50 239V238H49ZM65 240V239H64ZM71 240V239H70ZM69 240V241H70ZM76 240H78V239H76ZM100 240V239H99ZM25 241H26V239H25ZM54 241V240H53ZM63 242V241H62ZM72 242V241H71ZM168 242V241H167ZM261 242V241H260ZM5 243H6V241H5ZM16 243V242H15ZM172 243H174V242H172ZM248 243V242H247ZM18 244V243H17ZM168 244V243H167ZM177 244V243H176ZM208 244H209V242H208ZM2 245H3V243H2ZM6 245V244H5ZM19 245V244H18ZM48 245V244H47ZM70 245V244H69ZM62 246H64V245H62ZM61 246V247H62ZM66 246H67V244H66ZM218 246V245H217ZM249 246V245H248ZM256 246V244L254 245V247L253 248H257V250L259 249V247H255ZM2 246H0V248H1ZM71 247V246H70ZM176 247V246H175ZM245 248V247H244ZM253 248H249V249H253ZM261 248L263 249V245L261 246ZM4 248L2 247V250H3ZM71 249V248H70ZM163 249V248H162ZM209 249H210V247H209ZM247 249V248H246ZM1 250V249H0ZM160 250V249H159ZM167 250V249H166ZM236 250V249H235ZM171 251V250H170ZM173 251V250H172ZM176 251V250H175ZM210 251H211V249H210ZM209 251V252H210ZM214 251V250H213ZM259 252H260V250H258ZM148 252V251H147ZM150 252H152L153 253V255L155 256V251H150ZM162 252V251H161ZM160 252V253H161ZM168 252V251H167ZM123 253V252H122ZM122 253H120V258H122L121 257V255H122ZM130 253V252H129ZM249 253V252H248ZM257 253V252H256ZM124 254V253H123ZM131 254V253H130ZM133 254H134V252H133ZM137 254H138V251H137ZM141 254V253H140ZM174 253H172V255H173ZM195 254H196V252H195ZM225 254V253H224ZM246 254V253H245ZM117 255V254H116ZM142 255H144L143 253H142ZM149 255V254H148ZM151 255V254H150ZM222 255V254H221ZM242 255H244V254H242ZM261 255H262V253H261ZM123 256V258L125 257L124 255H122ZM135 256V255H134ZM207 256V255H206ZM223 256V255H222ZM253 256H254V251H253ZM128 256H126V258H127ZM136 257V256H135ZM144 257V256H143ZM146 257V256H145ZM151 257H152V255H151ZM195 257V256H194ZM244 257V256H243ZM243 257L241 256L240 257V259H241V263H242V260H243ZM251 257V256H250ZM126 258H124V260H126ZM155 258V257H154ZM157 258V257H156ZM183 258H185V255H184V257ZM191 258V257H190ZM260 258V257H259ZM258 258V259H259ZM262 258V257H261ZM3 259V258H2ZM152 259H153V257H152ZM163 259V258H162ZM175 259V258H174ZM193 259H195V258H193ZM248 260H249V258H247ZM255 260V259H257L256 258V255H255V258H252L251 260ZM4 260V259H3ZM158 260H159V257H158ZM165 260H166V258H165ZM187 260H188V257H187ZM196 260V259H195ZM194 260V261H195ZM197 260L199 261V259L197 258ZM251 260H250V262H251ZM253 260V261H254ZM2 261V260H1ZM18 261V260H17ZM21 261V260H20ZM160 261H161V259H160ZM163 261V260H162ZM167 261V260H166ZM204 261V260H203ZM224 261V260H223ZM256 261V260H255ZM258 261V260H257ZM259 261H260V259H259ZM259 261H258V263H259ZM168 262V261H167ZM205 262V261H204ZM249 262V263H250ZM4 263H5V261H4ZM16 263V262H15ZM115 263V262H114ZM125 263V262H124ZM127 263V262H126ZM125 263V264H126ZM191 263H193V262H191ZM215 263H217V262H215ZM223 263V262H222ZM221 263V264H222ZM263 263V262H262ZM21 264V263H20ZM29 264V263H28ZM117 264H118V261H117ZM194 264H195V262H194ZM218 264V263H217ZM243 264H244V261H243ZM251 264V263H250Z\"/></svg>", "mask_w": 264, "mask_h": 264}]
</instances>
